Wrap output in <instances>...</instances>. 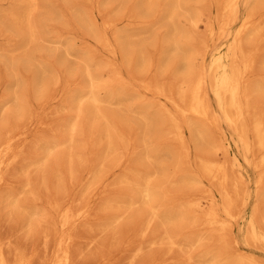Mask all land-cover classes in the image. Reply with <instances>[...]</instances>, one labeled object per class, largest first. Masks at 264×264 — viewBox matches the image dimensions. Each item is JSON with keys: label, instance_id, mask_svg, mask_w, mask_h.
Masks as SVG:
<instances>
[{"label": "rangeland", "instance_id": "rangeland-1", "mask_svg": "<svg viewBox=\"0 0 264 264\" xmlns=\"http://www.w3.org/2000/svg\"><path fill=\"white\" fill-rule=\"evenodd\" d=\"M15 1H17V2H15ZM21 1H23V0H12V5H10L11 4V0H0V11L2 12V10H3V12H5V11H7V13L9 12V9H10V13L11 14H9V15H11V16H13L12 18H10L11 16H9V21H8V36H7V45H8V51H9V55L11 56V57H13L12 59H11V63H12V65L15 67V68H13V69H18L17 71L19 72V68H20V73L21 72H23L22 73V85L23 86H25L26 84V86H29V88H31V89H29V93H28V95H30V96H28V98H29V101H30V103H31V107H32V118H33V124H28V126H29V128L27 127V129H29V135H28V137L26 138V141L24 142V149L22 150V152H21V154H20V158H19V161H18V163L16 162V164L12 167V169H11V174H10V177H9V182L12 184V183H14V184H12L13 186L16 184V186L20 183V182H23V180L25 181L26 180V178L28 177V179H30L29 181L32 183V185L35 187L40 181H41V178H42V176H43V174H44V172H45V174H48L49 172H47L48 171V169L47 170H44V172L41 170V169H39V170H35L34 169V165H31V162L32 161H34V157H35V155H36V157H37V155L38 154H40L38 157H40L41 156V154H42V147H43V144H44V142L46 141V140H50V138L51 139H55V164H57V162L56 161H58L59 163L57 164V165H59L60 164V166L62 167L61 169L62 170H64V166L67 164V162H65V161H68V160H66V159H68L69 157H67V156H69L70 155V157H72L73 158V160H74V169L77 171H75V173H76V175H75V181L77 180V182H78V184H76V185H73V186H71V184L70 183H72V182H69L70 180H68L67 178H65V180L64 181H66L65 183L66 184H63V186H60V185H57V181H56V178H55V193H56V195H55V198H97V199H100V198H123V195L125 196V193L126 194H128V195H130L131 197H129V198H132V195H134V196H139L140 198H143L142 197V194L140 193V190L137 188V186L135 185V183H134V180H135V176H136V174H138V173H136V172H133V171H135V166H136V168H137V166H139V171L141 172V170H142V172H141V174L143 175V176H145L143 173H147L148 171L151 173H149L150 175H152L154 172H155V174H153L152 176H154V178L153 177H151L153 180H154V182H155V184H153V185H150L151 183H154L153 181H152V179H149V182L150 181H152V182H150L149 183V186H151V188H152V186H154L153 188H154V190L156 191V192H158V190H156V189H158V188H160L159 190V192H158V196H159V198L161 197L162 198V200H163V204H164V202H166V200H167V198H168V196H170V199H172L174 202H175V204H174V202L172 201V200H170L169 198V201H167L168 203H166V204H164L166 207H169V206H173L172 207V210L173 209H179V210H183L184 211V208H185V212H183L182 211V221H181V223H182V225H180V226H182V227H180L179 226V224H181V223H176L177 225H178V227L176 226V228L174 227V225L173 224H169V226L167 227V229L165 230V232H166V235L168 234V235H174L173 237H171V236H168V237H171L170 239L174 242V239L176 240L174 243H176L177 245H179L180 244V246H181V244H182V247H184V248H182V247H177V245L176 246H174L175 244L173 243L172 245H170L169 243V245L168 244H165V245H162L163 243L161 242L162 241V236H163V229H161L157 224V226H155V228H153V229H155V231L153 230V232H148L147 233V238H149V239H153L154 240V242L156 243V244H145L142 248V251L139 253V254H137V255H135V257L136 258H134V256L132 255L133 253H134V250H131V251H129V252H127V251H124V250H120V248L119 249H117V250H107V244H109L108 243V241H107V243H106V241H105V237H106V239L108 240L109 238L107 237V236H109L110 237V235L107 233V234H105L106 232H100V234L99 235H97V238L99 239V237H100V239L98 240V241H100L99 242V248H100V250H104V251H108L107 253H109L110 252V255L113 257V255H114V258L117 256L118 257V261L116 262V264H128L130 261H131V263L132 264H159V263H156L157 261L158 262H161L162 261V263H160V264H170V263H172V264H209V262H210V264L212 263V264H215V262H217L216 264H224V262H225V260L227 261V262H229V260H230V256H232V255H235L234 253H237V251H238V253H241L240 255H243V253L245 254V255H249V256H252L257 262H259V263H261L262 261H263V263H261V264H264V248H263V246H261V245H259V244H256V243H251V241H248L247 239V236H246V238L244 237V235H246V233H244V232H247V220L249 219V217L251 216V214L253 213V209L254 208H256V210H257V208H258V210H257V215L259 216V214L260 213H262V212H258V211H263V217H260V219L258 218V216H257V218H258V222L260 223V226H261V228H264V226H262V225H264V181L263 182H261V183H263V184H258V185H255V184H257V183H254V181H255V179H256V181H257V179L259 178V176L260 175H257L258 177L256 178L255 176V174H258L259 172H260V170H261V173H262V170L264 169L261 165L259 166V170H258V167H257V164L259 163L258 161H257V159L259 160L260 158H259V152H258V147L255 145L254 146V143H255V136H254V139L250 142L251 143V145H252V148H254V147H256V150H255V148L254 149H250L249 150V152H248V150H246L244 147H243V145L237 140V136H236V133H234L235 131H233L234 129H233V127L231 128L230 126H228L225 122L226 121H224L223 119H224V117L222 116L223 115V113H222V111L220 110V108L218 109L217 108V105H216V103H215V101L212 99V98H210L209 99V103H210V105L213 107V109L215 110L214 111V120L216 121H214V124H215V129L217 130V129H219V128H221V130L222 131H224V133L226 134V136H228L229 137V140H230V146H229V148H228V150H229V152H228V154L226 155V157L228 156V158H225L226 160H224V161H228V162H226V164L228 163V167H227V172H228V176H229V180H228V183H227V185H228V188H229V190H230V192H231V195H233L234 194V190H232V186L233 185H231V183H232V180L230 181V177L232 176V179H233V181H237V180H239V181H237L238 183H241L242 182V180H243V182H242V184L241 185H243L244 184V187H245V190H243V186H239V184H238V186L236 187V186H234L235 188V191H236V193H237V197L235 196V194H234V197H232V200L231 201H233V202H231L230 201V203H229V207H231L230 209H231V212L233 213V215L235 216V218L232 220V221H229V227H227L224 231L226 232V230H228V232L227 233H225V234H229L228 236H227V238H226V244H227V247H229V249L231 250V248L230 247H233L235 250L234 251H236V252H234L233 251V248H232V251H230L229 249V251L228 250H226L227 248H226V244H225V241H224V239H223V237L225 238L226 237V235L223 233V231L221 232V229H220V231H219V229L218 228H216L217 230H213L211 227H208L205 223H206V220H207V218H206V213L214 206V208L213 209H215L216 210V212H218V214L220 215V217L221 218H223V212H222V205H223V203H222V200L221 199H223V202H224V204H226V202H225V200H224V198L219 194V189H220V186L219 185H216V181H213V183H211L210 181H209V179L207 178V177H205L204 178V176H205V174L201 171V170H199L198 171V167H197V165H195V164H198V166H200V164H199V162L197 161L200 157H198L197 158V156H201V158H202V156H208V157H211V158H214V157H218L220 160H223L222 159V155L223 154H226L223 150V148H221V147H223V145H222V139H221V134L219 135L218 133H216V132H218V130L216 131H214V128L212 129L213 131H211L210 129V137L207 135V137L208 138H206V139H204L205 141H201V138L200 137H198L197 136V134H196V131H195V127L196 126H198V125H204V123H203V121H202V119H197V118H195V117H192V116H189V118H187L186 120H185V118L183 117V119L185 120V126L186 125H188L189 126V131H188V129L186 128V130H187V133H186V141H187V144L189 145V148H190V159L189 158H187V160H185L186 159V157L185 156H183V151L182 150H184V148H183V145H182V143L181 142H179L178 140V142L179 143H174L175 142V140H172L174 137L172 136L173 134L172 133H174V131H172L170 128H172V127H170L171 125L169 124L170 123V121H166L167 119L165 118V117H167V108H169V110L171 111V107L170 106H161V105H163V103L161 104V100L160 99H158L154 94H151L150 92H146L145 90H144V88L142 89V87H143V85L141 86V83L142 84H144V82H145V84L144 85H148L147 83H148V81H149V86H152V87H163L164 88V90L168 93V94H170V95H172V96H174L176 99L178 98L179 100H181V99H183V100H187V96L188 95H186V94H188V90L190 89V87H191V85H192V83H193V81H192V79H193V77L195 76V73L197 74V72L199 73H201V70H202V75L204 76H206L207 74H206V72L207 73H209L207 76H208V78H205V86H206V88H209V87H211V84L213 83V77L211 76V74L213 73V76L215 75V73L214 72H212V70L211 69H209L208 70V68H209V61H210V58H211V55H212V52L211 51H213V50H216L217 48H219L220 47V45H221V43L222 42H227V43H229L230 41H231V35L235 32V30H237L236 28H238V26L240 25V21L242 20V18L243 17H245V15L246 14H244V12L245 13H248L249 11H250V7H248V6H250V4L252 5V1H253V3L255 4V2H257L256 0L254 1V0H252V1H250L249 0V2H248V0H246V2H244V3H242L241 5H240V8H239V13H238V15H237V18L234 20V19H232V18H234V17H232L231 18V21L229 20L228 22H221V21H225L226 20V17H225V15L223 16L222 15V11H221V9H222V7H221V4H218V2H219V0H214V1H216V2H214L213 0H185V1H182V0H178L179 2H180V12H178V13H172V14H174V15H176L175 17H177L178 19H174L175 21H177L176 23H175V25L177 26L179 23V25H178V29H179V31H180V33L179 34H181V35H178V39L179 40H181V41H187L188 43L190 42L191 44H189L190 45V50H188L189 52H186L187 54H190L189 56H191L193 53H192V51H196V52H194L195 54H196V57H194L195 56V54H193V57H192V60H191V62L190 61H188L187 59H186V57H187V55H186V57L184 58V56H185V52H181V54L182 53H184V55H181L180 54V52H177V54H174V52L176 53V51L175 50H173L172 49V47L170 48V45H168L169 43H170V41L168 40V36L170 37V30H167L166 28L168 27V24L170 25V26H172V23L168 20V24H167V20H166V18H167V15H168V13L170 14V10L168 11V10H164L163 9V6H164V4L166 3V2H168V0L166 1V0H152V2H154V3H152L151 4V6H150V10L152 11V13H151V15H150V10H149V12H146L145 10L146 9H144L145 8V6H144V3H141V8L139 7V0H92V1H90V0H36V2L34 3V4H31V2H29V0H24L23 2H21ZM37 1H40V5L38 4V2ZM70 1V2H69ZM117 3H116V2ZM127 1V2H126ZM136 1V2H135ZM198 1V2H197ZM201 1H203V2H201ZM223 1V0H222ZM21 3L22 5L24 4L25 5V3H28V4H26V6L24 7V6H22L21 4H18V3ZM78 2V3H77ZM89 2H92V3H89ZM132 2V3H131ZM201 2V3H200ZM251 2V3H250ZM2 3V4H1ZM42 3V4H41ZM158 4V6H157V4ZM160 3H161V7H160ZM183 3V4H182ZM191 3V4H190ZM196 3V4H195ZM203 3V6L204 7H202V4ZM220 3H221V0H220ZM63 4V5H62ZM120 4V5H119ZM122 4V5H121ZM185 4V5H184ZM186 4H187V6H186ZM213 4V5H212ZM248 4V6H245V5H247ZM253 4V5H254ZM32 5V6H31ZM70 5V6H69ZM72 5V6H71ZM154 5V6H153ZM185 7H184V6ZM189 5H193V6H195V7H193L192 9H190V7L188 8V6ZM201 5V6H200ZM216 5H218V6H216ZM259 5V7L258 8H256V11L254 12V14L255 15H257L258 17H260V19L262 18V19H264V7H262V6H264V4H258ZM261 5V6H260ZM22 6V7H21ZM28 6V8H27V10L29 9V7H32L33 9H32V11H31V13H30V15H32L33 14V17H35L34 18V20L32 19L33 17L32 16H30L29 17V21H28V23L25 21V19H23V18H25L24 17V15L23 14H26L25 13V11L27 12V10H26V7ZM92 6V7H91ZM208 6V7H207ZM9 7V8H8ZM21 7V8H20ZM23 7L25 8V11H24V13L23 14H20V11H21V13H22V11H23ZM49 7V8H48ZM63 7V8H62ZM113 7V8H112ZM137 7V8H136ZM156 8V12H154V10L153 9H155ZM158 7H159V9L161 8V12L159 13V15H158ZM217 7H219L218 9H217ZM247 7V8H246ZM253 6H251V8H252ZM3 8V9H2ZM53 8V9H52ZM78 8H81V9H78ZM84 10H83V9ZM111 8V9H110ZM140 8V9H139ZM179 8L178 9H175L173 12H177V11H179ZM221 8V9H220ZM18 10L17 12L16 11H14V10ZM78 9V10H77ZM142 9H144L143 11L145 12V13H143V11H142ZM185 9H188V10H185ZM199 9V10H198ZM208 9V10H207ZM12 10L14 11L13 13H14V15H16V16H19V15H21L22 16V18H20V17H18V21L20 22L21 21V19H22V21H23V23L21 22V24L19 23V25H18V21H12L11 19H13V20H16V16H14L13 15V13H12ZM20 10V11H19ZM46 10L48 11L49 10V13L51 12L52 14H49L48 13V16L46 15L47 14V12H46ZM77 10V11H76ZM138 10H139V12H138ZM191 10V11H190ZM194 10V12H192ZM219 10V11H218ZM35 11V12H34ZM39 11V12H38ZM52 11H54V12H52ZM64 11H65V13H64ZM73 11H74V13H73ZM79 11H81V12H79ZM92 13H91V12ZM132 11V12H131ZM137 11V12H136ZM141 11H142V13H141ZM247 11V12H246ZM1 12H0V14H1ZM2 12V13H3ZM18 13L19 15H17L16 13ZM34 12V13H33ZM45 12H46V14H45ZM77 12V13H76ZM101 12V13H100ZM153 12H154V14H153ZM168 12V13H167ZM188 12H189V14L190 13H194V15H188ZM218 12V13H217ZM42 13V14H41ZM107 13V14H106ZM138 13V14H137ZM140 13V14H139ZM149 13V14H148ZM156 13V14H155ZM198 13V14H197ZM199 13H201V14H199ZM61 14V15H60ZM92 14V15H91ZM160 14H163V15H160ZM179 14V15H178ZM261 14V15H260ZM80 15V16H79ZM82 15V16H81ZM108 15H110V16H108ZM148 15H149V17H148ZM174 15H173V18H175L174 17ZM200 15V16H199ZM222 17H221V16ZM44 16V17H43ZM54 16V17H53ZM68 16V17H67ZM108 16V17H107ZM145 16V17H144ZM147 16V17H146ZM157 16H159V20H157ZM162 16V17H161ZM0 17H1V15H0ZM32 17V18H31ZM166 17V18H165ZM182 17L183 18H189V20H187L186 18L185 19H182ZM192 17V18H191ZM20 18V19H19ZM47 18H49V19H47ZM80 18V19H79ZM160 18H161V20L162 19H164V20H162V24L160 23L161 22V20H160ZM216 18H217V20H216ZM220 18L221 19H224L225 18V20H220ZM32 19V20H31ZM61 19V20H60ZM95 19V20H94ZM103 19V20H102ZM180 19V20H179ZM182 19V20H181ZM195 19V20H194ZM261 19V20H262ZM66 20V21H65ZM85 22H84V21ZM148 21L149 20V24H148V26H146L145 25V23L146 22H144V23H142V21ZM207 20H209V21H207ZM261 20H260V24H261ZM12 21V22H11ZM32 21V23H30ZM43 22V23H41V22ZM53 21V22H52ZM59 21V22H58ZM70 21V22H69ZM106 21V22H105ZM135 21V22H134ZM155 23H153V22ZM159 23H158V22ZM164 21V22H163ZM186 21V22H185ZM191 21V22H190ZM193 21V22H192ZM207 21V22H206ZM233 21V22H232ZM11 22V23H10ZM15 24H14V23ZM75 22V23H74ZM108 22V24H110V25H108L107 26V23ZM212 23V25L214 26V28H215V30L217 31V25L218 24H220V22L221 23H224V24H220V25H218V28H220V30H222L223 29V31L224 32H222L221 31V33H224L223 34V36H221L218 32H216V35H217V33H218V36L220 35L221 36V38L218 40V37L215 35L214 36V38H212V40H211V38L210 39H207L208 37H210L209 36V34H208V30H207V25L208 24H211ZM213 22H215V23H213ZM232 22V24L231 25H229L230 23ZM264 21H262V23H263ZM0 23H1V20H0ZM24 23H26V26L25 25H23ZM54 23H56V24H54ZM64 23H66V24H64ZM69 23V24H68ZM82 23H83V25H82ZM87 25H86V24ZM103 23H105V24H103ZM136 23V24H135ZM142 23V24H141ZM153 23V24H152ZM164 23H165V25H167V26H165L164 25ZM188 25H187V24ZM197 23H198V25H197ZM229 23V24H228ZM13 25V26H11V25ZM28 24H30V25H32L31 27H32V31H33V29H34V31H35V36L33 35V33H34V31H33V33L32 32H30L31 30V28L29 29V25ZM39 24V25H38ZM44 24V25H43ZM51 24H53L52 26H54V27H52L51 26ZM64 24V25H63ZM71 24V25H70ZM80 24V25H79ZM93 24V25H92ZM100 24H102V25H100ZM134 24V25H133ZM161 24V25H160ZM192 24H194V26L195 25H197V26H193ZM69 26V28H68V26ZM146 26V30L147 31H149L148 32V34L150 33V35L151 36H153L151 39H149V35L147 34V32L145 33V32H143V33H145V35L147 34V36H145V35H143L142 34V29H141V27H143V26ZM158 25V26H157ZM161 27H160V26ZM192 25V26H191ZM226 25V28L224 29V28H222L223 26H225ZM48 26H50V29H49V27ZM60 26V27H59ZM67 26V27H66ZM88 26V27H87ZM131 26H133L132 28H131ZM162 26H164L165 28H163ZM183 26V27H182ZM216 26V27H215ZM220 26H222V27H220ZM262 28H261V30L260 31H258L257 33L258 34H256V36L257 37H255V35L254 34H251V37H249L248 35L250 34V32L248 33V35H243V40H242V45H243V47L245 48H243L244 49V51H245V53L246 52H249L250 54L249 55H251V53H252V55H253V57H256L255 59H253L254 61H252V65H251V68L249 69V71L248 72H246L247 73V75H246V73L244 74L245 76L243 77V79H242V85H243V87L246 89H251V92H250V90L248 91V90H245L246 92L248 91V93H249V96H248V99H250V101L248 100V104H249V102H250V104H249V106H248V108H249V110H248V116L245 118V120H244V124H247V125H245L246 127H248L249 126V128H247V134H248V136H249V140H251V136H253L254 134L252 133V131H251V133L253 134V135H249L250 133V128L252 129V127H250V125L251 126H254V119L256 118V117H258L259 115L262 117L263 115L262 114H264V110L262 109V107H261V109L263 110H260V106L261 105H258L257 103H260L261 102V104L263 105V108H264V90L262 91L261 90V92H260V85H261V83L264 81V36H263V34H264V28H263V26H264V24H262V25H260ZM48 27V28H47ZM52 27V28H51ZM112 27H114V28H112ZM127 27V28H126ZM129 27V28H128ZM138 27H140V30H142L141 32L139 31V30H137V28ZM149 27H150V29H149ZM156 27V28H155ZM189 27V28H188ZM192 27V28H191ZM194 27V28H193ZM14 29V31H12L13 29ZM26 28H28V29H26ZM42 30H41V29ZM46 28V29H45ZM54 28V29H53ZM62 28V29H61ZM68 28V29H67ZM75 28H77V29H75ZM105 28V29H104ZM123 28H124V30H125V32H124V30H123ZM131 28V33L130 32H128V30ZM148 28V29H147ZM169 29H172V27H168ZM222 28V29H221ZM11 29V30H10ZM16 29V30H15ZM20 29V30H19ZM45 29V30H44ZM182 29V30H181ZM183 29H185V30H183ZM49 30V31H48ZM60 30V31H59ZM64 30H66V31H64ZM79 30V31H78ZM89 30V31H88ZM90 30H91V32H90ZM95 30V31H94ZM165 30L168 32V34L166 35L165 34ZM220 30H219V32H220ZM20 31L21 32H24V33H20ZM27 31H29V32H27ZM48 31V32H47ZM59 31V32H58ZM74 31V32H73ZM75 31H77V32H75ZM135 31V32H134ZM139 32V33H137V32ZM188 32V34L189 35H187V36H191L190 37V39H189V37H187L188 39H186L185 40V34H187V33H185V32ZM192 31H194V32H192ZM16 32V33H15ZM39 32V33H38ZM62 32L64 33V34H62ZM70 32V33H69ZM82 32V33H81ZM84 32V33H83ZM85 32H87V33H85ZM119 32H123V35L122 34H120ZM166 32V33H167ZM191 32V33H190ZM225 32H227V34H228V36L225 34ZM19 33V34H18ZM26 33V34H25ZM46 33V34H45ZM65 33H67V35L65 34ZM69 33V34H68ZM88 33H89V35H88ZM96 33V34H95ZM117 33H119L120 35L118 36V34ZM126 33V34H125ZM130 35H129V34ZM157 33V34H156ZM197 33V34H196ZM252 33V32H251ZM15 34V35H14ZM26 35V37L24 36V38L26 39L29 35H30V37L29 38H27V40H24V38H23V36L22 35ZM51 34V35H50ZM61 34V35H60ZM80 34V35H79ZM83 34V35H82ZM85 34V35H84ZM139 35V36H137L136 38H139L140 37V39H139V41H140V45H139V42H138V39H137V41L135 40V37H134V40L132 39V41H131V39L129 40L128 38V41H129V43H127L126 42V37H131V38H133V36L134 35ZM141 34V35H140ZM183 34H184V36H183ZM190 34H192L193 35V37H195L194 39L192 38V35H190ZM39 35H40V37H39ZM42 35V36H41ZM55 35V36H54ZM58 35V36H57ZM66 35V36H65ZM71 35V36H70ZM93 35V36H92ZM96 35H97V37H96ZM124 35H126V36H124ZM135 35V36H136ZM160 37H159V36ZM226 35V36H225ZM15 36V37H14ZM22 36V37H21ZM65 36V37H64ZM78 36V37H77ZM83 36V37H82ZM91 36V37H90ZM112 37V39H116L117 37H121L122 36V39L124 38V40H122V41H125V43L123 42V44L121 45V44H119V45H117V48H116V52H117V50H118V55H117V53L114 55V56H112V55H110L106 50H105V52L107 53H105L104 52V47H102L103 46V43H104V40L106 39L105 37ZM113 36H115L114 38H113ZM142 36V37H141ZM146 37V39H145V41L143 40L145 37ZM179 36H183L182 38L181 37H179ZM206 36V37H205ZM8 37L10 38V39H8ZM48 37V38H47ZM61 37V38H60ZM69 37V38H68ZM76 37V38H75ZM101 39H100V38ZM226 37V39H224ZM228 37V38H227ZM34 39V41H33V39ZM41 38V39H40ZM44 38V39H43ZM68 38V39H67ZM93 38V39H92ZM95 38V39H94ZM99 38V39H98ZM149 40H148V39ZM159 38V39H158ZM164 38V39H163ZM191 38L193 39V41L191 40ZM217 38V39H216ZM247 38H248V40H247ZM252 38L254 39V42H253V40H252ZM56 39V40H55ZM65 39V40H64ZM77 39V40H76ZM162 39H163V41H162ZM170 39V38H169ZM205 39V40H204ZM224 39V40H223ZM2 40H4L1 36H0V41L2 42ZM44 40H45V42H44ZM96 40V41H95ZM102 40H103V42H102ZM157 40H159V41H157ZM164 40H166V47H165V43H164V45H163V42H164ZM196 40V41H195ZM250 40V42H248ZM74 41V42H73ZM80 41V42H79ZM135 43H134V42ZM147 41V42H146ZM195 41V42H194ZM214 43H216V41H217V43L216 44H213V42ZM259 41V42H258ZM41 42V43H40ZM82 42V43H81ZM97 42V43H96ZM131 42H133V43H131ZM144 42H146V43H149V45L148 44H146V43H144ZM167 42H168V44H167ZM27 43V44H26ZM29 43V44H28ZM35 43V44H34ZM57 43V44H56ZM132 45H131V44ZM137 43V44H136ZM152 43V44H151ZM195 43V44H194ZM253 43H257V44H253ZM2 44V43H1ZM0 44V45H1ZM31 44V45H30ZM49 44V45H48ZM63 44V45H62ZM81 44H83V45H81ZM87 44V45H86ZM124 44H126V46L128 47L129 46V49L131 48L130 47V45L131 46H133V48L132 49H122L121 48V46L123 47V48H125L124 47ZM134 44H136V46L134 45ZM162 44V45H161ZM194 44V45H193ZM207 44V48L205 47V45ZM213 44V45H212ZM249 46H248V45ZM16 45V46H15ZM25 45V46H24ZM36 45H41V46H36ZM147 46V47H143V46ZM159 46V48H158V46ZM192 45V46H191ZM198 45H199V47H198ZM255 45V46H254ZM257 45V46H256ZM261 45V46H260ZM263 45V46H262ZM33 46V47H32ZM44 46V47H43ZM49 46V47H48ZM89 46V47H88ZM99 46V47H98ZM140 48V50L138 49V47ZM161 46L163 47V49L161 48ZM184 46V45H183ZM252 46V47H251ZM260 46V47H259ZM25 47V48H24ZM38 47V48H37ZM51 47V48H50ZM55 47V48H54ZM59 47V48H58ZM78 47V48H77ZM81 47H83L82 49H80ZM88 47V48H87ZM100 47L102 48V49H100ZM141 47H143V50L145 51H141ZM254 47H258V48H255L256 49V51L254 50V49H252V48H254ZM261 47H263V48H261ZM33 48V49H32ZM39 48H40V50H39ZM64 48H65V50H64ZM93 48V49H92ZM146 48V49H145ZM167 48V49H166ZM200 48V49H199ZM206 48V49H205ZM16 49V50H15ZM61 49V50H60ZM90 49V50H89ZM92 49V50H91ZM97 49V50H96ZM136 49H137V51H136ZM160 49H162V51L160 50ZM172 49V50H171ZM193 49V50H192ZM202 49H205V52H203L202 53V51H204V50H202ZM210 49V50H209ZM249 49H251L250 51H248ZM259 51H258V50ZM262 49V50H261ZM33 50V51H32ZM37 50V51H36ZM64 50V51H63ZM68 51V53H67V51ZM96 50V51H95ZM121 50V51H120ZM134 50H135V52H136V54H137V56H138V58H136L137 56H136V54L134 53ZM152 50V51H151ZM198 50H199V52H201V55L202 56H204V57H201V55H200V53L198 52ZM202 50V51H201ZM254 50V51H253ZM89 51H91V53L89 52ZM131 51H133L132 53H134V54H132L131 55ZM158 51V52H157ZM164 51V52H163ZM172 51H173V54H172ZM263 51V52H262ZM20 52H22V54H26V53H28V54H30V55H28L27 56V54L26 55H22ZM48 52V53H47ZM94 52V53H93ZM144 52V53H143ZM197 52L199 53L198 55L199 56H197ZM64 55V57L62 56V58L60 57L62 54ZM67 53V56L65 55ZM75 53V54H74ZM84 53V54H83ZM86 53H88V54H86ZM142 54V55H147V58H149L148 60L150 61V64H148L149 63V61H147V62H145L146 60H147V58L145 57H141V55H139V54ZM152 53V54H151ZM155 53V54H154ZM179 53V54H178ZM211 53V54H210ZM256 53V54H255ZM20 54H21V56H20ZM44 54V55H43ZM46 54H47V56H46ZM157 54V55H156ZM205 54V55H204ZM210 54V55H209ZM59 55V56H58ZM100 55V56H99ZM133 55H135L136 57H133ZM151 55V56H150ZM168 55V56H167ZM172 55V56H171ZM175 55H176V57H175ZM22 56L23 57H28V59L30 58L31 60L30 61H32V63L33 64H35L37 61H39V64H38V62H37V69L38 68H41L40 66H45V70H46V72L48 73V74H46L47 76H46V81H47V79L49 80V81H47V83L45 82L43 85H44V87H47V91H45V92H43V94H42V92H39V94H40V96H41V94L43 95V97L41 96L40 97V99H39V94L38 93H36L37 92V89L39 88L38 86H35V81H34V77H33V74L35 73V69H36V66L35 65H33L30 61H29V63H31L32 65L30 66V64H26V65H24V66H28L29 68H24V69H26V70H22L21 71V67H22V65H20L21 64V61H19L20 59H22ZM36 56H38V57H36ZM55 56V57H54ZM91 56H93L94 58H92ZM102 56V57H101ZM106 56V57H105ZM157 56V57H156ZM162 56H164V58L162 57ZM174 56V57H173ZM180 58H179V57ZM182 56V57H181ZM10 57V58H11ZM21 57V58H20ZM44 57V58H43ZM66 57V58H65ZM80 57V58H79ZM82 57V58H81ZM111 57V58H110ZM120 59H119V58ZM133 57V58H132ZM162 57V58H161ZM165 57H167L166 59H165ZM170 57H171V59H172V57L174 58V61H173V59L171 60L170 59ZM198 57H200V59H202V60H199L198 59ZM210 57V58H209ZM15 58V59H14ZM34 58H35V63H34ZM38 58V59H37ZM40 58H43V63L42 62H40L41 61V59ZM76 58V59H75ZM90 58H92V59H90ZM98 58V59H97ZM114 58V59H113ZM116 58V59H115ZM159 58V59H158ZM176 58H179L180 60H179V63L177 62L178 61V59H176ZM181 58H183V59H185V60H183V59H181ZM197 58V59H196ZM204 58V59H203ZM14 59V61H12ZM18 59V60H17ZM37 59V60H36ZM56 59V60H55ZM105 59V60H104ZM111 59H112V61H111ZM123 59V60H122ZM131 59H133L132 61H131ZM135 59H137V60H135ZM158 59V60H157ZM169 59V60H168ZM55 60V61H54ZM58 60V61H57ZM75 62H74V61ZM80 60V61H79ZM82 60L83 61H86V63H82ZM94 60V61H93ZM156 60V61H155ZM162 60V61H161ZM165 60V61H164ZM167 60V61H166ZM177 60V61H176ZM181 60L184 62H182L183 63V68H184V70H183V68H182V66H181V64L182 63H180L181 62ZM18 61V62H17ZM62 61L64 62V63H62ZM105 61V62H104ZM107 61V62H106ZM112 62V64H110L111 62ZM126 61H128V62H126ZM138 61H140L139 63H138ZM143 61V62H142ZM154 61V62H153ZM169 61H172V62H169ZM203 61V62H202ZM257 61V62H256ZM16 62V63H15ZM60 62V63H59ZM67 62V63H66ZM89 62V63H88ZM95 62H96V64L98 63V65L97 66H99V67H97L96 66V64H95ZM136 62V63H135ZM144 62L146 63V65L144 64ZM153 62V63H152ZM253 62H255L256 64H254ZM19 63V64H18ZM59 63V64H58ZM81 63V64H80ZM92 63H94V64H92ZM109 63V64H108ZM114 63V64H113ZM125 63H128V64H126L125 65ZM18 64V65H17ZM42 64V65H41ZM63 64V65H62ZM142 64V65H141ZM177 64H178V66H177ZM197 64H199V65H201V66H197ZM253 64L255 65V66H253ZM258 64V65H257ZM52 65V66H51ZM110 65V66H109ZM111 65L112 66H114L115 67V65L117 66V65H119V66H117L116 68H113V67H111ZM171 65H172V67H171ZM192 65V68L190 67V66ZM13 66H11V67H13ZM17 66H18V68H17ZM23 66V67H24ZM34 67V68H31V67ZM47 66H48V68H47ZM82 66V67H81ZM84 66H86V68L85 69H87L86 71H88L89 73H90V75H92L91 76V79H88V77H85L87 74V72H85V70H84ZM87 66H89V67H87ZM92 66V67H91ZM130 66H131V68H130ZM170 66V67H169ZM190 68H189V67ZM50 67V68H49ZM56 67H57V69L58 70H56ZM58 67H61V69L60 70H62V71H60L59 70V68ZM76 67H77V69H76ZM95 67H96V69H98L97 71H98V73H97V71L95 70ZM110 67H111V72L113 71V70H116V71H113L114 73H111L110 74ZM121 68L120 70H119V68ZM175 67V68H174ZM197 67L199 68V69H197ZM202 67V68H201ZM254 67H257V68H254ZM89 68V69H88ZM172 68V69H171ZM179 68V69H178ZM182 68V69H181ZM23 69V68H22ZM55 69V70H54ZM174 69V70H173ZM180 69L183 71V73H182V71H181V74H180ZM187 69V70H186ZM190 69H192L193 70V72H192V70L190 71ZM194 69L195 70H197V71H194ZM261 69V70H260ZM72 70H74V71H72ZM93 70V71H92ZM106 70V71H105ZM132 70V71H131ZM171 70V71H170ZM177 70V71H176ZM253 70V71H252ZM32 71H34V72H32ZM50 71H52L53 72V74H52V72H50ZM56 71V72H55ZM60 73H59V72ZM83 71V72H82ZM102 71V72H101ZM123 71V72H122ZM130 73H129V72ZM150 71V72H149ZM186 71H187V73H186ZM189 71V72H188ZM209 71V72H208ZM211 71V72H210ZM256 71V72H255ZM63 72V73H62ZM81 72V73H80ZM115 72H116V74H115ZM118 72L120 73V75L121 76H119L118 75ZM178 72H179V74H178ZM254 72V73H253ZM19 73V74H20ZM100 73V74H99ZM132 73V74H131ZM146 73H148V74H146ZM190 73V74H189ZM11 74V73H10ZM9 74V75H10ZM60 76H59V75ZM84 74H85V76H84ZM97 74H99V75H97ZM113 74V75H112ZM168 74H169V76H168ZM186 74H187V76H186ZM194 74V75H193ZM260 74V75H259ZM0 84L2 85V86H4V88L0 85V98H1V96L6 92V94L9 96V97H13L14 96V93H15V95L18 93V95L20 96V97H22L24 94H22V90H24V89H27V88H24V87H19V88H16V86H14L15 85V80H13V79H15V76L13 75V74H11L10 76H6L5 75V73H3V75L5 76V78H3V76H2V74L0 73ZM59 78H57L56 76ZM94 75H95V78H94ZM107 75V76H106ZM115 75H116V77L118 76V78H117V80H116V78H115ZM132 77V79H131V77ZM179 75H181V76H179ZM184 75V76H183ZM193 75V76H192ZM251 75V76H250ZM51 77V78H49V77ZM73 76V77H72ZM114 76V77H113ZM134 76V77H133ZM259 76H261V77H259ZM6 77L7 78H9V83L7 84V82H8V79L6 80ZM28 77V78H27ZM98 77V78H97ZM123 77V78H122ZM126 77V78H125ZM130 77V78H129ZM147 77V78H146ZM210 77V78H209ZM247 77V79H245ZM254 79H253V78ZM33 78V79H32ZM72 78V79H71ZM78 78V79H77ZM86 78L88 79V81L86 80ZM92 78H94V79H92ZM103 78V79H102ZM122 78V80H123V82L120 80ZM151 78V79H150ZM2 79V80H1ZM77 79V80H76ZM105 79V80H104ZM108 79V80H107ZM112 79V80H111ZM182 79H183V81H182ZM212 79V80H211ZM5 80V81H4ZM13 80V81H12ZM77 81V82H75V81ZM93 80V82L92 83H90V85L91 84H93V86L91 87L90 85H89V81L91 82ZM99 80V81H98ZM118 80H120L121 82H118ZM140 80H142V81H140ZM188 80V81H187ZM194 80V79H193ZM208 80V81H207ZM209 80H210V82L211 83H209ZM259 80H260V83H259ZM7 81V82H6ZM187 81V82H186ZM246 81H248V82H246ZM258 81V82H257ZM2 82V83H1ZM3 82L4 83H6V84H3ZM32 82V83H31ZM49 82V83H48ZM69 82V83H68ZM74 82V83H73ZM95 82V83H94ZM114 82V83H113ZM136 82V83H135ZM141 82V83H140ZM151 82V83H150ZM251 82V84H249ZM253 82V83H252ZM257 82V83H256ZM34 83V84H33ZM60 83V84H59ZM102 83V85H100ZM104 83V84H103ZM187 83H189V84H187ZM208 83L210 84V86L208 87ZM245 83L246 84H249L248 85V87H245ZM260 84L259 85V87L260 88H258L259 89V91H258V89H255V88H257L258 86L256 85V84ZM11 84V85H10ZM75 84V85H74ZM94 84H96V86L94 85ZM101 86V87H106L105 89H107V90H101L100 89V87H99V85ZM109 84V85H108ZM68 85V86H67ZM105 85V86H104ZM120 87H119V86ZM140 85V86H139ZM157 85V86H156ZM251 85H252V87H251ZM12 87V91H10L11 90V87ZM73 86V87H72ZM107 86H108V88H107ZM126 86V87H125ZM139 86V87H138ZM177 88H176V87ZM186 86V87H185ZM188 86V87H187ZM257 86V87H256ZM9 87V88H8ZM33 87V88H32ZM54 87V88H53ZM88 88V90L90 89L91 90V88L93 89V91H94V89L96 90L95 92L98 94V92H99V94H98V96H100L101 98H102V96L101 95H103V93H104V95H103V98L102 99H104V101H102V102H104V105H102L101 106V104H102V102H101V104L100 103H91L90 101H89V105H88V100H87V102H86V100L84 99L83 101H81V102H78L79 100H78V97H77V100H76V96L77 95H79V93L80 92H84L85 91V89H86V91H87V88ZM35 88V89H34ZM53 88V89H52ZM71 88V89H70ZM75 88V89H74ZM134 88V89H133ZM140 88H141V90H140ZM18 89H21V91L20 90H18ZM72 89H74V90H72ZM99 89V90H98ZM187 89V90H186ZM67 90V91H66ZM70 90V91H69ZM79 90V91H78ZM137 90V92L136 93H133L134 91H136ZM180 90V91H179ZM77 91H78V93H77ZM92 91V90H91ZM102 91H104V92H102ZM106 91L107 92H110V93H117V92H119V97H120V99H118V98H108L110 95L109 94H107L106 93ZM112 91V92H111ZM122 91V92H121ZM129 91V92H128ZM253 91V92H252ZM258 91V92H257ZM8 92V93H7ZM14 92V93H13ZM35 92V93H34ZM72 92V93H71ZM101 92V93H100ZM9 93H11V94H9ZM24 93V92H23ZM67 94V97H66V94ZM107 95H109V96H106V94ZM123 93V94H122ZM173 93V94H172ZM248 93H247V95H248ZM52 94V95H51ZM151 94V95H150ZM22 95V96H21ZM45 95V96H44ZM49 97H48V96ZM72 95V96H71ZM126 96L127 98H125L124 96ZM128 95V96H127ZM183 95V96H182ZM33 96V97H32ZM53 96H55V99L54 100H50V98L51 97H53ZM58 96H59V98H58ZM71 96V97H70ZM104 96H106V101H105V97ZM123 96V97H122ZM180 96V97H179ZM182 96V97H181ZM30 97H31V100H30ZM36 98V99H39V101L38 100H36V99H33V98ZM38 97V98H37ZM47 97V98H46ZM65 97V98H64ZM75 97V98H74ZM135 97V98H134ZM42 98V99H41ZM181 98V99H180ZM61 99H63L62 101H61ZM70 99V100H69ZM125 99H127V101L125 100ZM140 99V100H139ZM158 99V100H157ZM44 100H45V102H44ZM111 100H113V101H111ZM155 100V101H154ZM56 101V102H55ZM76 101L78 102V104L81 106V104H83L82 106H83V108H82V106L80 107V108H78L79 106H77L78 104L76 103ZM108 101H110V103H108ZM139 101H140V103H139ZM143 101V102H142ZM48 102V103H47ZM59 102V103H58ZM84 102V103H83ZM105 102H107V103H105ZM125 102V103H124ZM253 102H255V103H253ZM20 104H21V102H19ZM45 104V105H43V104ZM71 103V104H70ZM135 103V105L134 106H136L137 107V109L136 108H134V106H133V104ZM139 103V104H138ZM66 104V105H65ZM93 104H94V106H93ZM97 104V105H96ZM122 105V106H120V105ZM147 104V105H146ZM258 106H257V105ZM63 105V106H62ZM96 105V106H95ZM157 105H158V107H159V109L161 110L160 112H159V109H158V107H157ZM72 106V107H71ZM100 106H101V108H100ZM145 107V106H147L148 108H150V111L151 112H153V113H156L157 114V116H158V119H159V121H155L154 123H152L151 125H153L152 127H151V125H149V127H147L146 126V124L144 123V126L142 125L143 124V122H142V120H141V118H140V116L138 115V114H136L135 112H134V110L136 109V110H140L142 107ZM251 106H253V108L251 107ZM86 107V108H85ZM93 107V108H92ZM95 107V108H94ZM102 107H103V109H102ZM122 107H124L125 108V111L123 112L121 109H124V108H122ZM78 108V109H77ZM97 108V109H96ZM128 110H127V109ZM251 108L253 109V110H251ZM257 108V109H256ZM52 109V110H51ZM62 109V110H61ZM79 110L81 113H78L77 112V110ZM83 109V110H82ZM132 109H133V111H132ZM92 110V111H91ZM93 110H97V111H93ZM102 110V111H101ZM111 110V111H110ZM127 110V111H126ZM157 110V111H156ZM173 110V109H172ZM219 112H218V111ZM256 110H257V112H256ZM100 111V112H99ZM118 111V112H117ZM163 111V112H162ZM166 111V112H165ZM253 113H252V112ZM258 111H259V114H258ZM51 112V113H50ZM78 114H77V113ZM90 112V113H89ZM94 114V116H93V114ZM94 112H99L98 114L97 113H94ZM103 112V113H102ZM174 112V113H173ZM173 114L175 115V116H179L180 117V115H177L176 114V112L173 110ZM38 113V114H37ZM50 113V114H49ZM57 113V114H56ZM66 113V114H65ZM83 113V114H82ZM102 113V114H101ZM162 113L164 114V115H166V116H164V115H162ZM219 113H220V115H219ZM80 114H82V115H84L83 117L85 118V120L82 118V115H80ZM92 114V115H91ZM98 116H97V115ZM104 114H106L105 116H104ZM119 114V115H118ZM161 114V115H160ZM35 115V116H34ZM79 115V116H78ZM88 115H91L90 117H91V119L88 117ZM104 116V118H106L107 120H110V121H108L109 122V126L107 125L106 126V124L105 125H103L102 124V122L103 121H105V120H103L102 118H101V116ZM160 115V116H159ZM78 116V117H77ZM100 116V117H99ZM114 116V117H113ZM164 116V117H163ZM218 118H217V117ZM250 116H251V118L253 119H251L250 118ZM255 118H254V117ZM76 117V119L75 120H77V122H76V127L77 126H79L78 128H73L72 130L70 129L71 128V126H69V121H70V124L73 122L72 120H74V118ZM79 117H80V119H79ZM88 117V118H87ZM94 117V118H93ZM98 117L99 118H101V119H99V121L97 122V120H98ZM109 117V118H108ZM159 117H162L161 119L159 118ZM190 117H191V119H190ZM37 120H36V119ZM43 118V119H42ZM73 118V119H72ZM93 118V119H92ZM139 118V119H138ZM163 118L164 119H166L165 121L163 120ZM263 119H264V116L262 117ZM42 119V120H41ZM79 119V120H78ZM88 119V120H87ZM74 120V121H75ZM94 120V121H93ZM111 120H113L112 121V123H111ZM184 120H181V119H178V121H184ZM187 120H188V123H187ZM192 120V121H191ZM196 120H198V121H202L201 122V124H200V122H198V121H196ZM220 120V121H219ZM250 120H252V124L249 122V124L247 123V121H250ZM40 121V122H39ZM45 121V122H44ZM72 121V122H71ZM102 121V122H101ZM117 121V122H116ZM140 121V122H139ZM87 122H88V124H87ZM116 124V126H118L117 128H116V126H115V124ZM189 122H191V124L189 123ZM198 122V123H197ZM37 123V124H36ZM44 123V124H43ZM84 123V124H83ZM104 123V122H103ZM105 123H106V121H105ZM161 123V124H160ZM169 124V127H168V124ZM21 124V125H20ZM20 124H19V126H23V125H25V126H27V124L26 123H22V122H20ZM39 124V125H38ZM41 124H43V125H41ZM61 124V125H60ZM114 126H113V125ZM133 124V125H132ZM183 124V123H182ZM183 124V125H184ZM54 125V126H53ZM83 126L84 125V127H81V126ZM113 127H112V126ZM165 125V126H164ZM191 125H193V126H191ZM195 125V126H194ZM48 126V127H47ZM69 126V127H68ZM103 126H106V127H103ZM216 126H218V128H216ZM53 129L52 130V132L50 131V129L51 128ZM64 127V128H63ZM95 127V128H94ZM103 127V128H102ZM111 127H112V129L114 130V128H115V131L117 130V132H119V134H117L115 131H112V133H111ZM158 127V128H157ZM192 127H194L193 129H192ZM230 129H229V128ZM92 128V129H91ZM97 128V129H96ZM104 128H106V130H108V132L110 131V133H111V135H112V138L114 137L115 139H113L112 141H113V143H114V147H113V149H115L116 150V152H115V150H113V149H111V151H110V155L108 156V163H107V165L109 164V165H112V166H114V164H116V163H119L118 165H119V167L117 166V168L115 167V168H109L110 169V171H109V169H107V171L106 172H108V177L107 176H105V174L103 175V173H100V177L99 176H97V178L95 179L96 180V182H98V184H99V181L101 182L99 185L100 186H98V184L97 183H95V180L93 181V180H91V177H90V179H88V177H89V175L91 176V169H90V165L91 164H93L92 166H91V168L93 167V169H95L94 167H97L98 166V164H97V162L98 161H100L101 160V158L102 157H104V156H102L103 154H105V147H106V144L105 143H107V139L106 138H102V134H103V137L105 136V131L106 130H104ZM108 128H110V129H108ZM145 128H151V130H149V129H145ZM48 129H49V131H48ZM75 129V130H74ZM85 129V130H84ZM126 129V130H125ZM158 129V130H157ZM160 129V130H159ZM167 129H168V131L169 130H171L172 132H168L167 131ZM191 129V130H190ZM233 129V130H232ZM55 130V133H57L56 135H55V133H53V131ZM71 130V131H70ZM100 130V131H99ZM102 130H104V132L102 133ZM122 130V131H121ZM144 130H146L147 132H148V130L150 131V132H148V134H147V136L145 135V131ZM193 130V131H192ZM206 130V129H205ZM209 130H207V131H209ZM231 130H232V132H231ZM249 130V131H248ZM69 131V132H68ZM82 131H84V132H82ZM124 131V132H123ZM159 131V132H158ZM193 133H192V132ZM206 131V132H207ZM76 132H77V134H76ZM97 132V133H96ZM99 132V133H98ZM100 132H101V134H100ZM113 132H115V134L113 133ZM126 132V133H125ZM153 132H154V134H153ZM189 132V133H188ZM83 133V134H82ZM95 134V136H94V140H92V139H90V137H91V134ZM126 135H124V134ZM138 133V134H137ZM192 133V134H191ZM212 133H213V135L214 136H212ZM37 134V135H36ZM49 134L50 135H52V137L51 136H49ZM120 134H123V139L121 138V142L119 141V140H117V137H118V139H119V137L120 136H122V135H120ZM131 134V135H130ZM161 134H162V137H161ZM166 134V135H165ZM72 135V138H73V140H71L70 142H69V136H71ZM78 135V136H77ZM83 135V136H82ZM84 135H86V136H84ZM90 135V136H89ZM98 135H100V137H98ZM127 135H130V137L129 138H131L129 141H127L126 139H129V138H126L127 137ZM167 135H169L168 137H167ZM44 136V137H43ZM82 136V137H81ZM87 136H89V137H87ZM93 136V135H92ZM117 136V137H116ZM132 136V137H131ZM174 136H175V134H174ZM195 136V137H194ZM211 136L212 137H215L218 141L220 140V142H221V145L219 144V147H220V149H223L222 150V152H224L223 154H222V152L220 151L219 152V148H218V145H217V143H215L214 142V140L213 139H211ZM218 136H219V138H218ZM32 137V138H31ZM37 137H39V138H37ZM63 139H65L66 140V142H68V146L65 144V146L63 145L64 144V142H65V140H63ZM85 137V138H84ZM98 137V138H97ZM170 137H172V138H170ZM47 138V139H46ZM85 139V141L86 142H88V143H85V141H84V139ZM89 138V139H88ZM93 138V137H92ZM96 138V139H95ZM126 138V139H125ZM135 138V139H134ZM150 140H149V139ZM162 138V140H160ZM191 138V139H190ZM33 139H34V141H33ZM75 139V140H74ZM127 141H125V140ZM175 139V138H174ZM194 139V140H193ZM215 139V141H217ZM32 140V141H31ZM57 140H58V142H57ZM61 140H63V141H61ZM82 140V141H81ZM88 140H90V141H88ZM106 140V141H105ZM117 140V141H116ZM152 140V141H151ZM159 140V141H158ZM206 140H207V142H206ZM208 140H210L209 142H210V144L211 143H213L214 144V146L211 148V146H212V144L210 145L209 144V146L207 145L208 144ZM213 140V141H212ZM29 141H31V142H29ZM60 141H61V143H60ZM74 141V142H73ZM101 141V142H100ZM159 143H157V142ZM160 141H162L163 142V144L160 142ZM166 141V142H165ZM168 141V142H167ZM172 141H174V142H172ZM176 141V142H177ZM38 144V146H37V144ZM41 142V143H40ZM56 142H57V146H56ZM116 142H120V143H116ZM123 142V143H122ZM219 142V143H220ZM26 143H28V145L26 144ZM83 143V144H82ZM125 143V144H124ZM127 143V144H126ZM129 143V144H128ZM174 143V144H173ZM191 145H190V144ZM196 145H195V144ZM198 143H199V145H198ZM202 143V144H201ZM205 143V144H204ZM72 144H73V146H72ZM87 144V145H86ZM136 144V145H135ZM168 144V145H167ZM179 144H181L182 145V150L180 149L181 147L179 146ZM194 144V145H193ZM30 145V146H29ZM71 146V148H69L70 146ZM75 145V146H74ZM95 145V146H94ZM103 145V146H102ZM105 145V146H104ZM158 145H159V147H158ZM165 145H167V146H165ZM208 146V147H206V146ZM240 145V146H239ZM250 145V146H251ZM28 146V147H27ZM78 146H80V147H78ZM88 146V148H86ZM125 146V147H124ZM132 146V147H131ZM137 146V147H136ZM155 146V147H154ZM161 146H163V147H161ZM191 146H193V147H191ZM201 146V147H200ZM236 146V147H235ZM94 147V148H93ZM98 147V148H97ZM124 149H123V148ZM136 147V148H135ZM148 147V149H150V150H152L151 148H153V150H155L154 151V153L157 151V152H159V153H157L156 152V154H157V156H156V158L154 157V153H153V157H154V161H155V165L157 166V168H156V166H155V168L154 167H152V165L154 164V162H152V163H150L149 161H146V160H144V161H146L145 163L148 165V166H151V167H149V169H146L148 166L144 163V161L141 159V157H140V155L143 153V150L144 149H146ZM150 147V148H149ZM158 147V148H157ZM176 147H178V148H176ZM82 148V149H81ZM92 148V149H91ZM117 148V149H116ZM126 148V149H125ZM132 148V149H131ZM174 148H176V149H174ZM191 148H194V149H191ZM203 148V149H202ZM217 148V150H215ZM66 149V150H65ZM69 149V150H68ZM124 151H123V150ZM159 149V150H158ZM164 150V151H161V150ZM167 149H168V151H167ZM171 149V150H170ZM179 149L182 151H179ZM196 149V150H195ZM219 149V150H218ZM75 150V151H74ZM83 150V151H82ZM97 150V151H96ZM120 150H122V151H120ZM152 150V151H153ZM176 150H178V152H180L179 153V155H177V152H176ZM201 150V151H200ZM205 150H206V152H205ZM213 150H215V151H213ZM236 150V151H235ZM242 150V151H241ZM251 150H252V152H253V150H255V152H256V156H255V152H253V154H252V152H251ZM63 151V152H62ZM67 151V152H66ZM69 151V152H68ZM119 151H120V153H119ZM169 151H171V152H169ZM193 151V152H192ZM211 151V152H210ZM217 151V152H216ZM246 153H245V152ZM83 154H82V153ZM95 152V153H94ZM203 152V153H202ZM216 152V153H215ZM241 152H242V155H241ZM250 152H251V156H250ZM37 153V154H36ZM68 153H70L69 155H68ZM80 153V154H79ZM98 153V154H97ZM112 153V154H111ZM114 153H115V160L113 159V157H114ZM135 153V154H134ZM195 155H194V154ZM197 153V154H196ZM205 153V154H204ZM31 154V155H30ZM59 154H60V156H59ZM62 154V155H61ZM84 154H85V156L87 155V157L86 158H88L87 160H85V159H83L84 160V162L85 161H87L88 162V164H86V166L88 165L89 167H88V169H87V167H85L84 166V163L82 164V163H80L78 160H75V159H78V156L77 155H79V156H81V158H84L85 156H84ZM92 154V155H91ZM117 154V155H116ZM118 154L120 155V156H118ZM124 154V155H123ZM160 154V155H159ZM163 154V155H162ZM173 154H175V156L177 157V158H180L181 156L180 155H182V159H184V157H185V161H184V163H182L183 165H185L184 167H186L187 166V164H189L188 162L190 161V165H191V167H190V169L191 170H189V169H187V168H189V167H186V171H183V172H185L186 174H188V173H191L192 171L195 173V175H194V173H192L193 175H194V177L197 175H199L198 177H200L202 180H199V182L200 183H198V180H195L196 179V177L194 178V177H192V176H190L191 174H188V176H190V177H186V178H184V179H187V178H189V179H187V180H190L191 179V182H187V180H185V181H183V175H185L183 172V175L181 174V171L182 170H185V168L184 169H182L183 167L181 166L182 164H179L180 165V167H177L176 165H178L177 163H179V160L180 159H175V157L173 158ZM201 154V155H200ZM203 154V155H202ZM233 154H235V155H237L238 157H239V159H240V166L239 167H234L233 169H234V172L233 171H231V167H233V166H231V164H230V166H229V162L231 163V155H233ZM92 157H91V156ZM164 155H165V157H164ZM184 155H185V153H184ZM210 155V156H209ZM253 155V156H252ZM28 156V157H27ZM96 156V157H95ZM100 156V157H99ZM112 157V159L110 160V158ZM163 156V157H162ZM180 156V157H179ZM193 156V157H192ZM220 156V157H219ZM223 156H225V155H223ZM120 157V158H119ZM123 157V158H122ZM136 157V158H135ZM158 157V158H157ZM161 159H160V158ZM171 157H172V159H171ZM195 157V158H194ZM204 157V158H205ZM208 157H206V158H208ZM250 157H252L253 159L252 160H254V161H256V162H258L257 164L254 162V161H252L251 160V158ZM96 158V159H95ZM117 158V159H116ZM132 158V159H131ZM197 158V159H196ZM204 158H202V159H204ZM205 158V159H206ZM243 158H245L246 159V161H244L243 160ZM27 159V160H26ZM32 159V160H31ZM95 159V160H94ZM98 159V160H97ZM100 159V160H99ZM122 160V161H120V160ZM158 161V162H156V160ZM163 159H164V161H163ZM170 161H169V160ZM181 159V160H182ZM192 159H193V161H192ZM195 159H196V161L198 162V163H196V161H195ZM210 159V158H209ZM228 159V160H227ZM230 159V160H229ZM23 160H24V162H23ZM92 160V161H91ZM113 160V161H112ZM118 162H117V161ZM125 160V161H124ZM139 160H142L141 162H139ZM175 160V161H174ZM180 160V161H181ZM61 161V162H60ZM112 161V163H110ZM116 161V162H115ZM124 161V164L122 163ZM132 161V162H131ZM162 161L164 162V164H162ZM177 161V163H175ZM188 161V162H187ZM192 161V162H191ZM250 161H252L253 163H251ZM77 162V163H76ZM87 162H85V163H87ZM92 162V163H91ZM95 162V163H94ZM166 162V163H165ZM168 162H170L169 164H168ZM182 162V161H181ZM248 162V163H247ZM29 163V164H28ZM80 163V165H78ZM135 163V164H134ZM138 165H137V164ZM149 163L150 164H152V165H149ZM161 163V164H160ZM186 163V164H185ZM65 164V165H64ZM167 164V165H166ZM256 166H255V165ZM64 165V166H63ZM78 165V166H77ZM97 165V166H96ZM123 165V166H122ZM161 165V166H160ZM164 165V166H163ZM194 165V166H193ZM252 165H253V167H252ZM17 166V167H16ZM19 166L21 167V166H23V168H22V170L23 171H21V168H19ZM27 166H30V168L28 167L27 168ZM129 166H133L134 167V169L133 168H130ZM166 167V168H164L163 169V167ZM77 167H79V168H77ZM86 168L87 170H89V172L86 170V169H84V168ZM142 167V168H141ZM159 167H161V168H159ZM257 167V168H256ZM25 168H26V173L24 172L25 171ZM55 168H56V165H55ZM122 168V169H121ZM150 168H153L154 170L153 171H151V169ZM159 168V170H157L158 172H156V169H158ZM175 168H177V170L180 168V170H176ZM195 168L197 169V171L195 170ZM231 168V169H230ZM240 168V169H239ZM253 168V169H252ZM255 168V169H254ZM79 169H81V170H79ZM97 169V168H96ZM115 169V170H114ZM118 169H120V170H118ZM138 169H136L137 170V172H138ZM145 169L147 170L146 172H143V171H145ZM173 169V170H172ZM228 169H230L229 171H228ZM232 169V170H233ZM84 170H85V172H84ZM160 170H162V172L161 173H159L160 172ZM175 170V171H174ZM189 170V171H188ZM254 170V171H253ZM256 170V171H255ZM42 171V172H41ZM120 171V172H119ZM178 172V174L177 173H172V172ZM231 171V172H230ZM243 171V172H242ZM258 171V172H257ZM264 171V170H263ZM14 172H16V173H14ZM24 172V173H23ZM35 172V173H34ZM105 172V173H106ZM122 173V174H119V173ZM171 172V173H170ZM199 172V173H198ZM88 174V176L86 177V175ZM116 173V174H115ZM234 173H240V174H236V176H234L233 177V175H234ZM264 173V172H263ZM263 173L261 174L262 176H263ZM12 174H15V175H12ZM35 174H36V176H35ZM41 174V175H40ZM140 174V173H139ZM156 174H157V176H156ZM163 174H165V175H163ZM166 174H167V176H166ZM180 174V175H179ZM230 174H232V175H230ZM49 176H50V174H48ZM124 175V176H123ZM160 175V176H159ZM169 175V176H168ZM171 175V176H170ZM174 175H178L177 177L175 176L174 177ZM183 177H182V176ZM201 175H202V177H201ZM204 175V176H203ZM238 175H239V177H238ZM20 176V177H19ZM123 177V179H122V177ZM164 176H166V177H164ZM186 176V175H185ZM79 177V178H78ZM85 177H86V179L88 180V182H89V180H91V183H89L88 184V182H87V184H88V186L91 188H89L88 186H86V187H88V190H90V191H88L87 192V190H85V189H87V188H85V184H86V181H84V179H85ZM106 177V178H105ZM120 177V178H119ZM126 177H128L127 178V181H125L126 179ZM158 177V178H157ZM164 177V178H163ZM173 177V178H172ZM180 177V178H179ZM197 177V179H200V178H198ZM236 177V178H235ZM101 178V179H100ZM105 178V179H104ZM159 178H161V179H159ZM194 180H193V179ZM241 178V179H240ZM34 179V180H33ZM79 179V180H78ZM99 179V180H98ZM178 179H180V180H182V182H181V184H180V182L179 183H177V180ZM32 180V181H31ZM40 180V181H39ZM98 180V181H97ZM122 181V182H120V181ZM128 180L130 181V185L127 183L128 182ZM165 180V181H164ZM171 180V181H170ZM208 180V181H207ZM263 180H264V176H263ZM82 181H84V182H82ZM126 182L127 184H125L124 182ZM162 181V182H161ZM168 181V182H167ZM197 181V182H196ZM241 181V182H240ZM82 182V183H81ZM92 182H93V184H92ZM105 182H106V184H105ZM120 182V183H119ZM133 183V185H131L132 183ZM184 182V183H183ZM197 184H196V183ZM209 182L211 183V184H209ZM49 183H52L53 184V181H51V182H49ZM165 186L162 190H165V188H166V190H168L169 189V191H166L167 193L166 194H168V196L165 198L163 195H165V194H163V195H161L160 194V192H162L161 191V186L163 187V185ZM169 183H171V184H169ZM173 183V184H172ZM189 183V184H188ZM191 183V184H190ZM192 183H194V184H192ZM199 184V185H198ZM214 184V185H213ZM219 184V183H218ZM233 184V183H232ZM254 184V185H253ZM82 185H83V187H82ZM93 185H94V187H95V185H97L95 188H93ZM104 185V186H103ZM106 185V186H105ZM123 185V186H122ZM161 185V186H160ZM172 185V186H171ZM260 185V186H259ZM59 186V187H58ZM70 186V187H69ZM77 186V187H76ZM133 187L132 189L131 188H129V187ZM156 186H158V188H156ZM160 186V187H159ZM193 186V187H192ZM215 186H216V188H215ZM231 186V187H230ZM79 187V188H78ZM98 187V188H97ZM125 187V188H124ZM134 187H135V189H134ZM179 187V188H178ZM218 187V188H217ZM239 187V188H238ZM255 187V188H254ZM256 187H258L259 189H257ZM59 188H61V189H64L63 190V193L62 192H59V191H57ZM66 188V189H65ZM70 188V189H69ZM78 188V189H77ZM85 188V189H84ZM123 188V189H122ZM185 190H184V189ZM216 189V190H214L213 191V189ZM241 188V189H240ZM262 188V189H261ZM100 189V190H99ZM102 189V190H101ZM104 189V190H103ZM106 189V190H105ZM122 189V190H121ZM208 189V190H207ZM211 189V190H210ZM93 190H95V191H93ZM137 192H136V191ZM205 190H206V194H204L205 193ZM255 190V191H254ZM73 193H72V192ZM75 191V192H74ZM100 191V192H99ZM133 192V193H131V194H129L130 192ZM178 191V192H177ZM180 191H181V193H180ZM233 191V192H232ZM239 191V192H238ZM255 193H254V192ZM259 192V193H257V192ZM262 191V192H261ZM65 192V193H64ZM96 192V193H95ZM135 192H136V194H135ZM165 191H163V193H164ZM170 192H171V194H170ZM174 192H175V194H174ZM186 192V193H185ZM201 192H204V193H201ZM211 192V193H210ZM243 192V193H242ZM261 192V193H260ZM60 193V194H59ZM69 193H71V194H69ZM83 193V194H82ZM93 193V194H92ZM95 193V194H94ZM177 193V194H176ZM180 193V194H179ZM192 195L191 197L193 198L194 196V198L192 199L191 197H190V195ZM196 193V194H195ZM217 195H216V194ZM233 193V194H232ZM263 193V194H262ZM68 194V195H67ZM72 194H73V196H72ZM77 195V197H76V195ZM81 194V195H80ZM172 194L173 195H176V197L175 196H172ZM187 196H186V195ZM195 194V195H194ZM206 195V196H204V195ZM244 194V195H243ZM255 194H256V196H258L257 194H259V201L255 198L256 196H255ZM261 194V195H260ZM59 195V196H58ZM71 195V196H70ZM84 195V196H83ZM112 195V196H111ZM128 195L126 196L127 198H128ZM209 195H213V198H208V196ZM64 196V197H63ZM81 196V197H80ZM178 196V197H177ZM183 196V198H181ZM189 196V197H188ZM199 197V198H197V197ZM200 196H204L205 197V199H203V197L201 198V199H203V201L201 200L200 201ZM255 196V197H254ZM126 197H124V198H126ZM139 197H137V198H139ZM186 197H187V201H185V202H188V203H186L185 204V202L184 203H182V200H184V198H185V200H186ZM244 197V198H243ZM133 198H136V197H133ZM176 198V199H175ZM191 198V199H190ZM197 198V199H196ZM219 198V199H218ZM242 198V199H241ZM255 198V199H254ZM198 199H199V202H200V204H199V202H198V204L200 205V206H198V204L196 205V200L198 201ZM206 199L208 200V201H206ZM215 199V200H214ZM165 200V201H164ZM189 200H191V201H189ZM211 200H213V201H211ZM242 201L243 200V202L241 203L240 201ZM257 202H256V201ZM82 201V200H81ZM179 201H180V203H179ZM193 201V202H192ZM195 201V202H194ZM215 201V202H214ZM253 201L255 202L254 204H253ZM206 202H209V203H212V205L210 206L209 205V203H206ZM259 202V203H258ZM95 203H96V201H95ZM171 203H173V204H171ZM220 203H221V206H219L220 205ZM239 203V204H238ZM258 203V204H257ZM99 204H100V202H99ZM98 204V205H99ZM170 204V205H169ZM179 204H181V205H179ZM190 204V205H189ZM192 204H194L193 206H191ZM218 204V206L219 207H221V208H218V206H216ZM230 204H231V206H230ZM245 204V205H244ZM169 205V206H168ZM189 205V206H188ZM235 205V206H234ZM240 205V206H239ZM251 205H254V207L252 206V208H251ZM257 205H260V207H258ZM263 205V206H262ZM97 206V205H96ZM184 206V207H183ZM186 206V207H185ZM203 206H205V207H203ZM224 206V205H223ZM239 206V207H238ZM196 207V208H195ZM209 207V208H208ZM211 207V208H210ZM245 207V208H244ZM190 209V211H189V209ZM201 208H203V209H205V212H203V209H201ZM218 208V209H217ZM232 208H234L236 211H237V209H239L238 210V213L235 215V213H236V211L235 212H233V210H232ZM237 208V209H236ZM251 208V209H250ZM261 208V209H260ZM169 209H171L170 207H169ZM188 209V210H187ZM196 209V211L199 213L200 211L199 210H201L202 212V214L201 215H203L204 216V218L202 217V216H200L201 218H199V216H197L196 217V211H194ZM199 209V210H198ZM207 209V210H206ZM242 209V210H241ZM260 209V210H259ZM221 210V211H220ZM241 210V211H240ZM240 211V212H239ZM193 214H192V213ZM220 212V213H219ZM185 213H188V214H186L185 215ZM195 213V214H194ZM197 213V215H199ZM240 213V214H239ZM239 214V215H238ZM189 215H191V216H189ZM195 215V216H194ZM261 215V214H260ZM184 216V217H183ZM196 217V219H193V218H195ZM198 218H199V222L198 223H203V221H205V223H203L204 224V226H202L203 224H201L200 226H198L199 227V229H197L196 228V223H197V220H198ZM240 218V219H239ZM189 219H191V221L189 220ZM206 219V220H205ZM262 219V220H261ZM193 220L195 221L196 220V223L194 222L193 223ZM186 221V222H185ZM189 221H190V223H189ZM261 221H263L262 223H261ZM185 222V223H184ZM190 224V225H188V224ZM192 223V224H191ZM175 224V225H176ZM186 224H187V226H186ZM184 225L186 226V227H184ZM193 225L195 226L194 227V230H192L193 229ZM6 226V225H5ZM190 226H192V227H190ZM206 226V227H205ZM231 226H232V229H230L231 228ZM189 227V228H188ZM205 227V228H204ZM209 228V230H207L208 228ZM246 229H245V228ZM6 228V231H9V229L7 228V226L6 227H2V231L4 230ZM196 228V229H195ZM229 228V229H228ZM183 229V230H182ZM211 229V230H210ZM215 229V228H214ZM190 230V231H189ZM198 230V231H197ZM202 230H203V232L205 231H207L206 233L204 232H202ZM213 230V231H212ZM230 230H231V233H230ZM246 230V231H245ZM183 231V232H182ZM208 231H210V232H208ZM215 231V232H214ZM219 231V232H218ZM168 232V233H167ZM189 232V233H188ZM216 232H218V234L221 232V233H223L224 235H222L221 233L219 234V236H218V234L216 233ZM80 233H82V234H84L83 232H80ZM191 233V234H190ZM193 233V234H192ZM202 235H201V234ZM214 233V234H213ZM217 235H216V234ZM105 235V236H104ZM20 236V235H19ZM156 236V237H155ZM180 236V237H179ZM223 236V237H222ZM232 236V238H228V237H231ZM158 237V238H157ZM175 237V238H174ZM179 237V238H178ZM198 237H199V239H198ZM200 237H202V238H200ZM217 237V238H216ZM18 237L16 236V241H15V243H18L17 241H18V239H17ZM20 238H21V236H20ZM184 238V239H183ZM196 238V239H195ZM221 238V239H220ZM195 239V240H194ZM182 240V241H181ZM189 240V241H188ZM202 240V241H201ZM214 240H217L216 242L214 241ZM220 240H221V242H220ZM228 240V241H227ZM232 240V241H231ZM179 241V242H178ZM181 241V242H180ZM188 241V242H187ZM195 241H197V243L195 242ZM250 243V244H246V243H248V242ZM102 242H103V244H102ZM190 242V243H189ZM194 242V243H193ZM209 242V243H208ZM224 242V243H223ZM230 242H231V244L233 245V243H235L233 246H231L230 245ZM246 242V243H245ZM105 243H106V246H105ZM179 243V244H178ZM215 243V244H214ZM222 243V244H221ZM225 244V245H224ZM229 244V245H228ZM40 247H39V249H41L40 251H39V249H38V246H36V248H37V255H36V257L34 258V263H35V259L37 260V262L35 263V264H39V263H41L42 264V262L43 261H45L46 260V257L48 258L49 256H50V250L49 249H46L45 247H44V249H43V247H41V246H43L42 244H38ZM168 245V246H167ZM204 245V246H203ZM212 245L213 246H218L217 247V249H215L216 247H213L212 248ZM223 245V246H222ZM247 245H250V246H247ZM257 245H258V247H257ZM29 247H28V250H31L33 247L31 246V244H29L28 245ZM94 246V245H93ZM92 246V247H93ZM105 246V247H104ZM157 246V247H156ZM160 246V247H159ZM169 246H171V247H169ZM210 246V247H209ZM236 246V247H235ZM251 246H252V248H251ZM107 247V248H106ZM173 247V248H172ZM198 247V248H197ZM220 247V249L218 250V248ZM250 247V248H249ZM255 247V248H254ZM30 248V249H29ZM81 248L83 249L82 250V252L80 251V250H78L77 251V258H79L78 260H80V258H81V260L82 261H84V262H88V261H85L86 260V258L88 257V260H89V262H90V260L92 261V264L93 263H95L96 262V260H97V253H96V251L98 250H96L95 249V247H93V248H91V246L89 247V246H86L85 244L84 245H82L81 246ZM168 248H169V250H168ZM188 248V249H187ZM205 248H207V250H209V251H213L212 253H209V255H207L208 253H207V251H206V254H204L205 252H204V249ZM259 250H258V249ZM93 249L95 250L94 252H93ZM211 249V250H210ZM213 249V250H212ZM45 250V251H44ZM47 250V251H46ZM118 250H119V252H118ZM180 250V251H179ZM216 250H218V251H216ZM39 251V252H38ZM120 251H122V252H120ZM150 251V252H149ZM164 251V252H163ZM224 251H226V253L225 254H223L224 253ZM263 251V252H262ZM44 252H49V253H45L44 254ZM130 252H132V254H130ZM172 252V253H171ZM215 252V255L213 254ZM227 252H229V253H231V254H227ZM232 252H233V254H232ZM81 253V254H80ZM92 253V254H91ZM94 253V254H93ZM126 253H128V255L126 254ZM189 253V254H188ZM79 254L81 255V257H79ZM147 254V255H146ZM203 254V255H202ZM210 254H211V256H210ZM213 254V255H212ZM218 254V255H217ZM42 255V258H40V256ZM44 255H46L45 257H43ZM48 255V256H47ZM82 255H83V257L85 258V260H83L82 259ZM93 256V257H91L92 259H94V261L92 260V259H90V256ZM132 255V256H131ZM156 255V256H155ZM195 255V256H194ZM198 255V256H197ZM223 255H225V258H228V259H225L224 260V256ZM226 255H228L229 257H226ZM238 254H236L235 256H232V262H234V263H232V262H229L228 264H238V262L236 261V259L235 258H237L236 256H237ZM38 256H39V258H38ZM129 256H131V257H129ZM178 256L179 257H181V258H178ZM217 256V257H216ZM95 257H96V259H95ZM211 258V260L214 262V260H215V262L213 263V262H211V260L210 261H208L210 258ZM216 257V258H215ZM223 259H222V258ZM129 258H132V260H128ZM162 258V259H161ZM172 258H173V261H172ZM183 258V259H182ZM234 258V259H233ZM39 259V260H38ZM45 259V260H44ZM127 259V260H126ZM165 259H168V260H165ZM182 261H181V260ZM258 259H260V260H258ZM262 259V260H261ZM43 260V261H42ZM155 260V261H154ZM169 260H171L170 262H169ZM180 262H179V261ZM197 260V261H196ZM129 261V262H128ZM134 263H133V262ZM136 261V262H135ZM143 261V262H142ZM231 261V260H230ZM151 262V263H150ZM153 262V263H152ZM155 262V263H154ZM176 262V263H175ZM219 262V263H218ZM227 262H226V264H227ZM235 262H237V263H235ZM130 263V264H131ZM89 264V263H88ZM91 264V263H90Z\"/></svg>", "mask_w": 264, "mask_h": 264}, {"label": "bare ground", "instance_id": "bare-ground-1", "mask_svg": "<svg viewBox=\"0 0 264 264\" xmlns=\"http://www.w3.org/2000/svg\"><path fill=\"white\" fill-rule=\"evenodd\" d=\"M4 1V0H3ZM24 1V0H23ZM23 1H21V2H23ZM26 1V0H25ZM90 1H92V0H90ZM113 1V0H112ZM122 1V0H121ZM128 1V0H127ZM126 1V2H127ZM167 1V0H166ZM182 1H185V0H182ZM214 1V0H213ZM250 1H252V0H250ZM255 1V0H254ZM257 2H255V4L253 3V1H252V5L250 4V6H248V4L247 5H245V6H248V7H250V11L248 12V13H245L244 12V14H246L245 15V17H243L242 18V20L240 21V25L238 26V28H236L237 30H235V32L231 35V41L229 42V43H227V42H222L221 43V45H220V47L219 48H217L216 50H213V51H211L212 52V55H211V58H210V61H209V68H208V70L209 69H211L212 70V72H214L215 73V75L213 76V73L211 74V76L213 77V83L211 84V87H209L210 86V84L209 83H211L210 82V80H209V83H208V87L209 88H206V86H205V78H208V74L209 73H207L206 72V74L208 75H202V70H201V73L199 72H197V74L195 73V76L193 77V79H192V81H193V83H192V85H191V87H190V89L187 91L188 92V94H186V95H188L186 98H187V100H183V99H181V100H179L178 98L176 99L174 96H172V95H170V94H168L165 90H164V88L163 87H152V86H149L150 84H149V81H148V85H144L145 84V82H144V84H142L141 82V86L143 85V87H142V89L144 88V90L148 93V92H150L151 94H154L158 99H160L162 102H161V104L163 103V105H161V106H170L175 112H176V114L177 115H180V117L178 116H175L173 113V110L171 109V111L169 110V108H167V117H165L166 119H164L163 118V120L165 121H170V127H172V128H170L172 131H174V133H172L173 135V137L175 138H173L172 140H175V142L174 141H172V142H174V143H179V142H181L182 143V145H183V148H184V150H182V145L181 144H179V146L181 147L180 149L183 151H181L180 149H179V151H181L182 153H183V156H185L186 157V159H185V157H184V159L185 160H187V158H189L190 159V148H189V145L187 144V141H186V133H187V130H186V128L188 129V131H189V126L188 125H186L185 126V120L187 119V118H189V116H192V117H195V118H197V119H202V121H203V123H204V125H198V126H196L195 127V131H196V134H197V136L198 137H200L201 138V141L203 142V141H205L204 139H206V138H208L207 137V135L211 132V131H213L212 129L215 127V124H214V109H213V107L210 105V103H209V99L210 98H212L214 101H215V103H216V105H217V108L219 107L220 108V110L222 111V113H223V117H224V121H226L225 123L228 125V126H230L231 128L233 127V131H235L234 133H236V136H237V140L243 145V147L246 149V150H248V152H249V150L252 148V145H251V141L254 139V136H255V143H254V146L256 145L257 147H258V154L260 155L259 156V160L257 159V161L259 162H256V161H254V160H252L253 158L252 157H250L251 158V160L252 161H254L256 164H257V167H258V170H259V166L261 165L263 168H264V119L262 118L263 116H264V114H262L263 116L261 117L260 115L258 116V117H254L255 119H254V126H251L250 124H249V122L251 123L252 122V118H251V116H250V118L252 119V120H250V121H247V123L250 125V127H252V129L250 128L249 130H250V134L249 135H253V136H251L252 138H251V140H249V136H248V134H247V128H249V126L248 127H246L245 125H247V124H244L245 122H244V120H245V118L248 116L247 114H248V110H249V108H248V106H249V104H250V99H248V96H249V93L251 92V89H245L244 87H243V81H242V79H243V77L245 76L244 74L246 73V72H248L249 71V69L251 68V65H252V61H254L253 59H255L256 57H253V55H252V53H251V55H249L250 53L249 52H246L245 53V51H244V47H243V45H242V40H243V35H248V33L250 32V34L248 35L249 37H251V34H254L255 35V37H257L256 36V34H258L257 32L258 31H260L261 30V26L260 25H262V24H264V22L262 23V21H264V19H260V17H258L257 15H255L254 14V12L256 11V8H258L259 7V5L258 4H264V0H256ZM15 2H17V1H15ZM27 2V1H26ZM29 2H31V4H34L35 2H36V0H29ZM38 2V4L40 5V1H37ZM70 2V1H69ZM116 2V1H115ZM118 2V1H117ZM116 2V3H117ZM136 2V1H135ZM181 2V1H180ZM180 2L178 1V0H168V2H166L165 4H164V6H163V9L164 10H170L171 12H170V14L168 13V15H167V18H166V20L168 19L171 23H172V26H170L169 24H168V20H167V24H168V27H172V29H169L168 27L166 28L167 30H170V37L168 36V40L170 41V43L168 44V42H167V44L168 45H170V48L172 47V49L173 50H175L176 51V53L174 52V54H177V52H180V54H181V52H189L188 50H190V45L189 44H191L190 42L188 43L187 41L185 42H183V41H181V40H179L178 39V35H181V34H179L180 33V31H179V29H178V25L180 24H178L177 26L175 25V23L177 22V21H175L174 19H178L177 17H175L176 15H174L175 13H178V12H180ZM198 2V1H197ZM201 2H203V1H201ZM200 2V3H201ZM214 2H216V1H214ZM244 2H246V0H221V3H220V0H219V2H218V4H221V7H222V9H221V13H222V15L224 16L225 15V17H226V20H225V18L224 19H221L220 18V20H225V21H221V22H228L229 20L231 21V18L232 17H234V18H232V19H236L237 18V15H238V13H239V8H240V5L242 4V3H244ZM248 2H249V0H248ZM78 3V2H77ZM89 3H92V2H89ZM119 3V2H118ZM132 3V2H131ZM140 5H139V7L141 6V3H144V6H145V8L144 9H146L145 11L146 12H149V10H150V6H151V4L152 3H154V2H152V0H139V2H138ZM204 3V2H203ZM203 3L201 4L202 5V7H204L203 6ZM217 3V2H216ZM251 3V2H250ZM2 4V3H1ZM13 3H12V0H11V4L10 5H12ZM18 4H21L20 2L18 3ZM26 4H28V3H25V5L23 4H21L22 6H26ZM42 4V3H41ZM93 4V3H92ZM157 4V3H156ZM183 4V3H182ZM191 4V3H190ZM196 4V3H195ZM254 4V5H253ZM63 5V4H62ZM120 5V4H119ZM122 5V4H121ZM163 5V4H162ZM161 5V3H160V7L162 6ZM185 5V4H184ZM183 5V6H184ZM200 5V6H201ZM213 5V4H212ZM260 5V6H261ZM21 6V7H22ZM32 6V5H31ZM41 6V5H40ZM70 6V5H69ZM72 6V5H71ZM154 6V5H153ZM157 6H158V4H157ZM186 6H187V4H186ZM191 5H189L188 6V8L190 7ZM193 6V5H192ZM190 7V9H192L193 7H195V6H193V7ZM216 6H218V5H216ZM251 6H253L252 8H251ZM20 7V8H21ZM23 7V11H22V13H21V11H20V14H23L24 13V11H25V8ZM92 7V6H91ZM142 7V6H141ZM140 7V8H141ZM185 7V6H184ZM208 7V6H207ZM262 7H264V6H262ZM9 8V7H8ZM27 8H28V6L26 7V10H27ZM49 8V7H48ZM63 8V7H62ZM113 8V7H112ZM137 8V7H136ZM139 8V9H140ZM155 8V7H154ZM179 8V11H177V12H173L175 9H178ZM219 7H217V9H218ZM247 8V7H246ZM3 9V8H2ZM11 9V8H10ZM10 9H9V12L7 13V11H5V12H3V10H2V12H1V17H0V20H1V23H0V36L4 39V40H2V42L0 41V73L2 74V76H3V78H5V76L3 75V73H5V75L8 77V76H10L11 74H13L14 76H15V79H13V80H15V85L14 86H16V88H19V87H24V88H27V89H24V90H22V94H24L22 97H20L19 95H18V93L15 95V93H14V96L13 97H9L7 94H6V92L1 96V98H0V264H35L36 262H37V260L35 259V263H34V258L36 257V255H37V248H36V246H38V249H39V243L40 244H42L43 246H41V247H43V249H44V247L46 248V249H49L50 250V256L47 258L46 257V260L45 261H43L42 262V264H92V261L90 260V262H89V260H88V257L86 258V260H85V258L83 257V255H82V259L83 260H85V261H88L87 263L86 262H84V261H82L81 260V258H80V260H78L79 258H77V251L78 250H80L81 252H82V248H81V246L82 245H86V246H91V248H93V247H95V249L97 250L96 251V253H97V260H96V262L95 263H93V264H116V262L118 261V257L116 256L115 258H114V255H113V257L110 255V252L109 253H107L109 250L111 251V250H117V249H119L120 248V250H124V251H127V252H129V251H131V250H134V253L132 254V252H130V254H132L133 256H134V258H136L135 257V255H137V254H139L141 251H142V247L147 243L148 245L149 244H156L155 242H154V240L153 239H149V238H147V233L150 231V232H153V230L155 231V229H153V228H155V226H159L161 229H163V236H162V245H165V244H170V245H172L176 240L174 239V242L170 239L171 237H173L172 235H166V232H165V230L167 229V227L169 226V224H173L174 225V227L176 228V226L178 227V225L176 224V223H181V221H182V211L181 210H179V209H173L172 210V207L174 206H169L171 209H169V207H166L164 204H166V203H168L167 201H169V199H170V196H168V194H166L167 192L166 191H169V189L168 190H166V188H165V190H162L165 186L163 185V187L161 186V191L162 192H160V194L161 195H163V194H165V195H163L165 198L168 196V198H167V200H166V202H164V204H163V200H162V198L160 197L159 198V194H158V192L160 191L159 189L160 188H158V186H156V188H158V189H156V190H158V192H156L155 190H154V186H152V188H151V186H149V183L150 182H154V180L151 178V177H153L154 178V176H152L153 174H155V172L152 174V175H150L148 172L147 173H143L145 176H143L142 174H141V172H142V170H141V172L139 171V166H137V168H136V166H135V171H133V172H136V173H138V174H136V176H135V180H134V183H135V185L137 186V188L140 190V193L142 194V197L143 198H140L137 194H136V192H135V194L137 195V196H134V195H132V198H129V197H131L130 195H128V194H126L125 193V196L123 195V198H100V199H97V198H55V195H56V193H55V178H56V181H57V185H60V186H63V184H66L65 182L66 181H64L65 180V178H67L68 180H70L69 182H72V183H70L71 184V186H73V185H76V184H78V182H77V180L75 181V175H76V173H75V169H74V160H73V158L72 157H70V153H68V155L69 156H67V157H69L68 159H66V160H68V161H65V162H67V164L63 167L64 168V170H62L61 168V166H60V164L59 165H57L59 162L58 161H56L57 162V164H55V139H51L50 138V140H46L45 142H44V144H43V147H42V154H41V156L40 157H38L40 154H38L37 155V157H36V155H35V159H34V161H32L31 162V165H34V169L35 170H39V169H41L43 172H44V170H47L48 169V171L47 172H49L48 174H50V176L48 175V174H45V172H44V174H43V176H42V178H41V181L34 187L33 185H32V183L29 181L30 179H28V177L26 178V180L24 181L23 180V182H20L17 186H16V184L13 186L12 184H14V183H10L9 182V177H10V174H11V169H12V167L16 164V162L18 163V161H19V158H20V154H21V152H22V150L24 149L23 147H24V142L26 141V138L28 137V133H29V129H27V127L29 128V126H28V124H33V118H32V107H31V103H30V101H29V98H28V96H30V95H28V93L30 92L29 91V89H31V88H29V86H23L22 84V73L23 72H21L20 73V68H19V72L16 70V69H13V68H15L13 65H12V63H11V59L13 58V57H11L10 55H9V51H8V45H7V36H8V21L10 20L9 19V16H11V15H9V14H11L10 13ZM32 7H29V9L27 10V12L25 11V13L26 14H23L24 15V17L25 18H23V19H25V21L28 23V21H29V17L30 16H32L33 17V14L32 15H30V13H31V11H32ZM53 9V8H52ZM78 9H81V8H78ZM77 9V10H78ZM83 9V8H82ZM111 9V8H110ZM144 9H142V11L144 10ZM194 9V8H193ZM76 10V11H77ZM84 10V9H83ZM154 10V12H156L155 10H156V8L155 9H153ZM168 10V11H169ZM185 10H188V9H185ZM199 10V9H198ZM208 10V9H207ZM264 10V9H263ZM14 11H18L17 9L16 10H14ZM13 10H12V13L14 12ZM142 11H141V13H142ZM151 11V10H150ZM176 11V10H175ZM191 11V10H190ZM219 11V10H218ZM15 12V13H16ZM35 12V11H34ZM33 12V13H34ZM39 12V11H38ZM46 12H47V14H46ZM46 12H45V14L48 16V13H49V10L47 11L46 10ZM52 12H54V11H52ZM79 12H81V11H79ZM91 12V11H90ZM132 12V11H131ZM137 12V11H136ZM138 12H139V10H138ZM154 12H153V14H154ZM161 12V8L159 9V7H158V15H159V13ZM192 12H194V10L192 11ZM247 12V11H246ZM64 13H65V11H64ZM73 13H74V11H73ZM77 13V12H76ZM92 13V12H91ZM101 13V12H100ZM143 13H145L144 11H143ZM151 13H152V11L150 12V15H151ZM162 13V12H161ZM172 13H174V14H172ZM218 13V12H217ZM17 15H19L18 13H16ZM42 14V13H41ZM49 14H52L51 12L49 13ZM107 14V13H106ZM138 14V13H137ZM140 14V13H139ZM149 14V13H148ZM156 14V13H155ZM191 15H194V13L192 14V13H190ZM189 14V12H188V15H190ZM198 14V13H197ZM199 14H201V13H199ZM13 15H14V13H13ZM61 15V14H60ZM92 15V14H91ZM160 15H163V14H160ZM173 15H174V17L175 18H173ZM179 15V14H178ZM190 15V16H191ZM261 15V14H260ZM14 16H16V15H14ZM50 16V15H49ZM48 16V17H49ZM80 16V15H79ZM82 16V15H81ZM108 16H110V15H108ZM107 16V17H108ZM200 16V15H199ZM221 16V15H220ZM13 16H11L10 18H12ZM17 18H16V20H13V19H11L12 21H18V17H20V18H22V16L21 15H19V16H16ZM31 17V18H32ZM44 17V16H43ZM54 17V16H53ZM68 17V16H67ZM145 17V16H144ZM147 17V16H146ZM148 17H149V15H148ZM158 18H157V20H159V16H157ZM162 17V16H161ZM222 17V16H221ZM19 18V19H20ZM34 18L35 17H33L32 19L34 20ZM186 18V17H185ZM185 18H183L182 17V19H185ZM192 18V17H191ZM31 19V20H32ZM47 19H49V18H47ZM80 19V18H79ZM181 19V20H182ZM187 20H189V18H186ZM61 20V19H60ZM95 20V19H94ZM103 20V19H102ZM160 20H161V18H160ZM162 20H164V19H162ZM162 20H161V24H162ZM180 20V19H179ZM195 20V19H194ZM216 20H217V18H216ZM260 20H261V24L259 23L260 22ZM11 21V22H12ZM24 21V20H23ZM23 21H22V19H21V21L19 22L18 21V25H19V23L21 24V22L23 23ZM66 21V20H65ZM84 21V20H83ZM207 21H209V20H207ZM206 21V22H207ZM10 22V23H11ZM13 22V23H14ZM41 22V21H40ZM53 22V21H52ZM59 22V21H58ZM70 22V21H69ZM85 22V21H84ZM106 22V21H105ZM135 22V21H134ZM144 22H146L145 23V25L146 26H148V24L150 23L149 22V20L148 21H142V23H144ZM153 22V21H152ZM158 22V21H157ZM164 22V21H163ZM186 22V21H185ZM191 22V21H190ZM193 22V21H192ZM220 22V24H224V23H221ZM233 22V21H232ZM232 22L229 24V25H231L232 24ZM30 23H32V21L30 22ZM41 23H43V22H41ZM75 23V22H74ZM141 23V24H142ZM154 23V22H153ZM152 23V24H153ZM159 23V22H158ZM211 23V22H210ZM213 23H215V22H213ZM15 24V23H14ZM54 24H56V23H54ZM64 24H66V23H64ZM63 24V25H64ZM69 24V23H68ZM86 24V23H85ZM103 24H105V23H103ZM107 24V26L108 25H110V24H108V22L106 23ZM105 24V25H106ZM136 24V23H135ZM155 24V23H154ZM160 24V25H161ZM177 24V23H176ZM187 24V23H186ZM220 24H218V25H220ZM11 25V24H10ZM23 25H25L26 26V23H24ZM29 26V29L31 30L30 32H32L33 33V31H34V29H33V31H32V25H30V24H28ZM39 25V24H38ZM44 25V24H43ZM53 24H51V26H52ZM57 25V24H56ZM71 25V24H70ZM80 25V24H79ZM82 25H83V23H82ZM87 25V24H86ZM93 25V24H92ZM100 25H102V24H100ZM134 25V24H133ZM143 26V27H141V29L143 30H140V27H138L137 28V30H139L140 32L142 31V34L143 35H145V33L147 32V34H148V32L149 31H147L146 30V26ZM159 25V26H160ZM164 25H165V23H164ZM188 25V24H187ZM193 26H194V24H192ZM191 25V26H192ZM197 25H198V23H197ZM197 25H195V26H197ZM218 25H217V31L215 30V28H214V26L212 25V23L211 24H208L207 25V30H208V34H209V36L210 37H208L207 39H210L211 38V40H212V38H214V36L216 35V32H218L221 36H223V34L224 33H221V31L222 32H224L223 31V29L222 28H226V25L225 26H220V27H222L221 29L222 30H220V28H218ZM11 26H13V25H11ZM55 26V25H54ZM54 26H52V27H54ZM68 26V25H67ZM66 26V27H67ZM158 26V25H157ZM165 26H167V25H165ZM194 26V27H195ZM49 27V29H50V26H48ZM47 27V28H48ZM51 27V28H52ZM60 27V26H59ZM88 27V26H87ZM133 26H131V28H132ZM161 27V26H160ZM163 28H165L164 26H162ZM183 27V26H182ZM193 27V28H194ZM55 28V27H54ZM53 28V29H54ZM68 28H69V26H68ZM67 28V29H68ZM112 28H114V27H112ZM127 28V27H126ZM129 28V27H128ZM131 28L128 30V32H130L131 31ZM156 28V27H155ZM189 28V27H188ZM192 28V27H191ZM263 28H264V26H263ZM13 29V28H12ZM26 29H28V28H26ZM28 29V30H29ZM41 29V28H40ZM46 29V28H45ZM44 29V30H45ZM62 29V28H61ZM75 29H77V28H75ZM105 29V28H104ZM148 29V28H147ZM149 29H150V27H149ZM11 30V29H10ZM16 30V29H15ZM20 30V29H19ZM42 30V29H41ZM123 30H124V28H123ZM126 30V29H125ZM125 30H124V32H125ZM182 30V29H181ZM183 30H185V29H183ZM219 30H220V32H219ZM264 30V29H263ZM12 31H14V29L12 30ZM49 31V30H48ZM47 31V32H48ZM60 31V30H59ZM58 31V32H59ZM64 31H66V30H64ZM79 31V30H78ZM89 31V30H88ZM95 31V30H94ZM146 31V32H145ZM27 32H29V31H27ZM74 32V31H73ZM75 32H77V31H75ZM90 32H91V30H90ZM135 32V31H134ZM137 32V31H136ZM143 32H145V33H143ZM167 31L165 30V34L167 35L168 34V32L166 33ZM192 32H194V31H192ZM16 33V32H15ZM20 33H24V32H21L20 31ZM39 33V32H38ZM70 33V32H69ZM68 33V34H69ZM82 33V32H81ZM84 33V32H83ZM85 33H87V32H85ZM92 33V32H91ZM120 34H122L123 35V32H119ZM119 33H117L118 34V36L120 35ZM131 33V32H130ZM137 33H139V32H137ZM185 33H187V34H185V40L186 39H188L187 37H189V36H187V35H189L188 34V32L186 31ZM191 33V32H190ZM218 33H217V37H218V40L221 38V36L219 35L218 36ZM19 34V33H18ZM26 34V33H25ZM22 35L23 36V38H24V36L26 37V35ZM35 34V31H34V33H33V35ZM46 34V33H45ZM62 34H64L63 32H62ZM66 35H67V33H65ZM96 34V33H95ZM126 34V33H125ZM129 34V33H128ZM147 34L145 35V36H147ZM157 34V33H156ZM197 34V33H196ZM225 34L228 36V34H227V32H225ZM15 35V34H14ZM51 35V34H50ZM61 35V34H60ZM65 35V36H66ZM80 35V34H79ZM83 35V34H82ZM85 35V34H84ZM88 35H89V33H88ZM130 35V34H129ZM136 35V34H135ZM133 36V38H131V37H126V42L127 43H129V41H128V39L130 40L131 39V41H132V39L134 40V37H135V40L137 41V39H138V42H139V45H140V41H139V39H140V37L139 38H136L137 36H139V35H136V36ZM141 35V34H140ZM149 35V39H151L153 36H151L150 35V33L148 34ZM190 35H192V34H190ZM225 35V36H226ZM21 36V37H22ZM35 36V35H34ZM42 36V35H41ZM55 36V35H54ZM58 36V35H57ZM64 36V37H65ZM68 36V35H67ZM71 36V35H70ZM93 36V35H92ZM124 36H126V35H124ZM144 36V37H145ZM159 36V35H158ZM183 36H184V34H183ZM183 36H179V37H183ZM263 36H264V34H263ZM15 37V36H14ZM30 37V35L27 37V38H29ZM39 37H40V35H39ZM78 37V36H77ZM83 37V36H82ZM91 37V36H90ZM96 37H97V35H96ZM115 36H113V38H114ZM142 37V36H141ZM148 37V36H147ZM160 37V36H159ZM191 37V36H190ZM190 37H189V39H190ZM206 37V36H205ZM220 37V38H219ZM27 38L25 39L24 38V40H27ZM48 38V37H47ZM61 38V37H60ZM69 38V37H68ZM67 38V39H68ZM76 38V37H75ZM100 38V37H99ZM98 38V39H99ZM102 38V37H101ZM100 38V39H101ZM106 39L104 40V43H103V46L102 47H104L105 49H104V52H105V50L110 54V55H112V56H114L117 52H118V50H117V52H116V48H117V45H119V44H123V42L125 43V41H122V40H124V38L122 39V36L121 37H117L116 39H112V37H105ZM128 38V39H127ZM170 38V39H169ZM184 38V37H183ZM192 38L194 39L195 37H193V35H192ZM191 38V40L193 41V39ZM228 38V37H227ZM8 39H10L9 37H8ZM33 39V38H32ZM41 39V38H40ZM44 39V38H43ZM93 39V38H92ZM95 39V38H94ZM145 39H146V37L143 39L144 41H145ZM148 39V38H147ZM148 39V40H149ZM153 39V38H152ZM159 39V38H158ZM164 39V38H163ZM163 39H162V41H163ZM217 39V38H216ZM224 39H226V37L224 38ZM223 39V40H224ZM56 40V39H55ZM65 40V39H64ZM77 40V39H76ZM205 40V39H204ZM247 40H248V38H247ZM252 40H253V42H254V39L252 38ZM33 41H34V39H33ZM96 41V40H95ZM157 41H159V40H157ZM196 41V40H195ZM194 41V42H195ZM35 42V41H34ZM44 42H45V40H44ZM74 42V41H73ZM80 42V41H79ZM102 42H103V40H102ZM134 42V41H133ZM133 42H131V43H133ZM147 42V41H146ZM146 42H144V43H146ZM160 42V41H159ZM166 42V40H164V42H163V45H164V43ZM213 42V41H212ZM248 42H250V40L248 41ZM259 42V41H258ZM41 43V42H40ZM82 43V42H81ZM97 43V42H96ZM130 43V44H131ZM135 43V42H134ZM216 43H217V41H216ZM216 43H214L213 42V44H216ZM27 44V43H26ZM29 44V43H28ZM35 44V43H34ZM57 44V43H56ZM137 44V43H136ZM136 44H134L135 46H136ZM146 44H148L149 45V43H146ZM152 44V43H151ZM195 44V43H194ZM193 44V45H194ZM212 44V45H213ZM253 44H257V43H253ZM31 45V44H30ZM49 45V44H48ZM63 45V44H62ZM81 45H83V44H81ZM87 45V44H86ZM132 45V44H131ZM130 45V49H132L133 48V46H131ZM147 45V46H148ZM162 45V44H161ZM184 45V46H183ZM248 45V44H247ZM258 45V44H257ZM256 45V46H257ZM16 46V45H15ZM25 46V45H24ZM36 46H41V45H36ZM126 46V44H124V47ZM146 45L145 46H143V47H147ZM158 46V45H157ZM192 46V45H191ZM207 46V44L205 45V47ZM249 46V45H248ZM255 46V45H254ZM261 46V45H260ZM259 46V47H260ZM263 46V45H262ZM33 47V46H32ZM44 47V46H43ZM49 47V46H48ZM89 47V46H88ZM87 47V48H88ZM99 47V46H98ZM138 47V46H137ZM143 47H141V51H144L143 50ZM165 47H166V43H165ZM198 47H199V45H198ZM252 47V46H251ZM25 48V47H24ZM38 48V47H37ZM51 48V47H50ZM55 48V47H54ZM59 48V47H58ZM78 48V47H77ZM83 47H81L80 49H82ZM121 48L122 49H129V46L127 47H125V48H123L122 46H121ZM158 48H159V46H158ZM161 48L163 49V47L161 46ZM207 48V47H206ZM205 48V49H206ZM244 48V49H243ZM255 48H258V47H254V48H252V49H254L255 51H256V49ZM261 48H263V47H261ZM33 49V48H32ZM93 49V48H92ZM91 49V50H92ZM100 49H102L101 47H100ZM129 49V50H130ZM138 49L140 50V48L138 47ZM146 49V48H145ZM162 49H160L161 51H162ZM167 49V48H166ZM171 49V50H172ZM200 49V48H199ZM205 49H202V50H204V51H202V53L203 52H205ZM208 49V48H207ZM16 50V49H15ZM39 50H40V48H39ZM61 50V49H60ZM64 50H65V48H64ZM63 50V51H64ZM90 50V49H89ZM97 50V49H96ZM95 50V51H96ZM164 50V49H163ZM193 50V49H192ZM210 50V49H209ZM248 50V49H247ZM251 49H249L248 51H250ZM253 50V51H254ZM258 50V49H257ZM262 50V49H261ZM264 50V49H263ZM33 51V50H32ZM37 51V50H36ZM67 51V50H66ZM121 51V50H120ZM136 51H137V49H136ZM152 51V50H151ZM197 51V50H196ZM195 50L194 51H192V53L193 54H195L194 52H196ZM252 51V50H251ZM259 51V50H258ZM90 53H91V51H89ZM133 51H131V55L132 54H136V52H135V50H134V53H132ZM145 52V51H144ZM143 52V53H144ZM158 52V51H157ZM164 52V51H163ZM198 52H199V50H198ZM197 52V56H199L198 54L200 53V55H201V52H199L198 53ZM263 52V51H262ZM21 54H22V52H20ZM48 53V52H47ZM67 53H68V51H67ZM67 53L65 54L66 56H67ZM94 53V52H93ZM106 53V52H105ZM21 54H20V56H21ZM27 54V56L28 55H30V54H28V53H26ZM26 54H22V55H26ZM62 54V53H61ZM64 54V53H63ZM61 55L60 57L62 58V56L64 57V55ZM75 54V53H74ZM84 54V53H83ZM86 54H88V53H86ZM107 54V53H106ZM139 54V53H138ZM152 54V53H151ZM155 54V53H154ZM172 54H173V51H172ZM179 54V53H178ZM193 54L191 55V56H189L190 54H185V56H184V58L186 57V55H187V57H186V59L188 60V61H190L191 62V60H192V57H193ZM211 54V53H210ZM209 54V55H210ZM256 54V53H255ZM44 55V54H43ZM117 55H118V53H117ZM139 55H141V57L143 56L144 58L146 57L147 58V55L145 54V55H142V54H139ZM157 55V54H156ZM181 55H184V53H182ZM205 55V54H204ZM23 57L22 56V59H20L19 61H21V64L20 65H22V67H21V71L22 70H26L27 68H29L33 63H32V61H30L31 59L29 58L28 59V57ZM31 56V55H30ZM46 56H47V54H46ZM59 56V55H58ZM100 56V55H99ZM136 56H137V54H136ZM135 55H133V57H136ZM151 56V55H150ZM168 56V55H167ZM172 56V55H171ZM11 57V58H10ZM36 57H38V56H36ZM55 57V56H54ZM92 58H94L93 56H91ZM102 57V56H101ZM106 57V56H105ZM132 57V58H133ZM157 57V56H156ZM163 58H164V56H162ZM161 57V58H162ZM174 57V56H173ZM172 57V59H173V61H174V58ZM175 57H176V55H175ZM179 57V56H178ZM182 57V56H181ZM194 57H196V54H195V56ZM193 57V58H194ZM201 57H204V56H202L201 55ZM21 58V57H20ZM44 58V57H43ZM43 58H40L41 59V61L40 62H42L43 63ZM66 58V57H65ZM80 58V57H79ZM82 58V57H81ZM92 58H90V59H92ZM111 58V57H110ZM119 58V57H118ZM136 58H138V56L136 57ZM167 57H165V59H166ZM180 58V57H179ZM179 58H176V59H178V63H179ZM15 59V58H14ZM14 59L12 60V61H14ZM38 59V58H37ZM36 59V60H37ZM63 59V58H62ZM76 59V58H75ZM98 59V58H97ZM114 59V58H113ZM116 59V58H115ZM120 59V58H119ZM139 59V58H138ZM149 58H147V60L145 61V62H147V61H149L148 60ZM159 59V58H158ZM157 59V60H158ZM170 59H171V57H170ZM171 59V60H172ZM181 59H183V58H181ZM197 59V58H196ZM198 59L199 60H202V59H200V57H198ZM204 59V58H203ZM18 60V59H17ZM56 60V59H55ZM54 60V61H55ZM105 60V59H104ZM123 60V59H122ZM133 59H131V61H132ZM135 60H137V59H135ZM169 60V59H168ZM183 60H185V59H183ZM29 61L32 63H29ZM58 61V60H57ZM74 61V60H73ZM80 61V60H79ZM94 61V60H93ZM111 61H112V59H111ZM110 61V62H111ZM156 61V60H155ZM162 61V60H161ZM165 61V60H164ZM167 61V60H166ZM18 62V61H17ZM38 62V64H39V61H37ZM37 62L35 63V58H34V63L35 64H33V65H35L36 66V69H35V73L33 74V77H34V81H35V86H38L39 88L37 89V92L36 93H38L39 94V92H42V94H43V92H45V91H47L48 89H47V87H44V83L46 82L47 83V81H49L48 79H47V81H46V74H48L47 72H46V70H45V66L43 67V66H40L41 68H38L37 69ZM75 62V61H74ZM86 63V61H83L82 60V63ZM105 62V61H104ZM107 62V61H106ZM126 62H128V61H126ZM140 61H138V63H139ZM143 62V61H142ZM144 62V64L146 65V63ZM154 62V61H153ZM152 62V63H153ZM169 62H172V61H169ZM183 61L181 60V62L180 63H182ZM203 62V61H202ZM257 62V61H256ZM16 63V62H15ZM60 63V62H59ZM58 63V64H59ZM62 63H64L63 61H62ZM67 63V62H66ZM83 63V64H84ZM89 63V62H88ZM136 63V62H135ZM184 63V62H183ZM183 63L181 64V66L183 65ZM254 64H256L255 62H253ZM19 64V63H18ZM17 64V65H18ZM28 65V64H30V66L28 67H26V66H24V65ZM81 64V63H80ZM87 64V63H86ZM92 64H94V63H92ZM95 64H96V62H95ZM109 64V63H108ZM110 64H112V62L110 63ZM114 64V63H113ZM126 64H128V63H125V65ZM148 64H150V61H149V63ZM253 64V66H255ZM40 65V64H39ZM42 65V64H41ZM63 65V64H62ZM98 65V63L96 64V66ZM142 65V64H141ZM202 65V64H201ZM201 65H199V64H197V66H201ZM258 65V64H257ZM11 66H13V67H11ZM24 66V67H23ZM52 66V65H51ZM110 66V65H109ZM117 66H119V65H117ZM116 65H115V67L114 66H112L111 65V67H113V68H116L117 67ZM177 66H178V64H177ZM190 66V65H189ZM188 66V67H189ZM82 67V66H81ZM87 67H89V66H87ZM92 67V66H91ZM97 67H99V66H97ZM111 67H110V74L111 73H114L113 71H116V70H113L112 72H111ZM170 67V66H169ZM171 67H172V65H171ZM191 68H192V65L190 66ZM189 67V68H190ZM17 68H18V66H17ZM23 68V69H22ZM24 68H26V69H24ZM31 68H34L33 66L31 67ZM47 68H48V66H47ZM50 68V67H49ZM59 68V70L61 69V67H58ZM86 68V66H84V70H85V72H87L86 74V76H85V74H84V76L85 77H88V79H91V76L92 75H90V73L88 72V71H86L87 69H85ZM119 68V67H118ZM130 68H131V66H130ZM175 68V67H174ZM182 68H183V66H182ZM181 68V69H182ZM185 68V67H184ZM184 68H183V70H184ZM202 68V67H201ZM254 68H257V67H254ZM30 69V68H29ZM76 69H77V67H76ZM89 69V68H88ZM121 68H119V70H120ZM172 69V68H171ZM179 69V68H178ZM180 69V74H181V70ZM197 69H199L198 67H197ZM28 70V69H27ZM55 70V69H54ZM56 70H58L57 69V67H56ZM95 70L97 71L98 69H96V67H95ZM122 70V69H121ZM174 70V69H173ZM187 70V69H186ZM192 69H190V71H191ZM261 70V69H260ZM60 71H62V70H60ZM72 71H74V70H72ZM93 71V70H92ZM106 71V70H105ZM132 71V70H131ZM171 71V70H170ZM177 71V70H176ZM194 71H197V70H195L194 69ZM204 71V70H203ZM253 71V70H252ZM32 72H34V71H32ZM50 72H52V71H50ZM56 72V71H55ZM59 72V71H58ZM83 72V71H82ZM102 72V71H101ZM123 72V71H122ZM129 72V71H128ZM150 72V71H149ZM179 72H178V74H179ZM189 72V71H188ZM192 72H193V70H192ZM209 72V71H208ZM211 72V71H210ZM250 72V71H249ZM256 72V71H255ZM11 73V74H10ZM20 73V74H19ZM60 73V72H59ZM63 73V72H62ZM81 73V72H80ZM97 73H98V71H97ZM130 73V72H129ZM182 73H183V71H182ZM186 73H187V71H186ZM244 73V74H243ZM254 73V72H253ZM10 74V75H9ZM52 74H53V72H52ZM100 74V73H99ZM99 74H97V75H99ZM115 74H116V72H115ZM132 74V73H131ZM146 74H148V73H146ZM190 74V73H189ZM59 75V74H58ZM113 75V74H112ZM118 75L119 76H121L120 75V73L118 72ZM194 75V74H193ZM192 75V76H193ZM246 75H247V73H246ZM260 75V74H259ZM1 76V75H0ZM56 76V75H55ZM60 76V75H59ZM58 76V77H59ZM107 76V75H106ZM130 76V75H129ZM168 76H169V74H168ZM171 76V75H170ZM169 76V77H170ZM179 76H181V75H179ZM184 76V75H183ZM186 76H187V74H186ZM248 76V75H247ZM251 76V75H250ZM6 77V80L8 79V82H7V84L9 83V78H7ZM49 77V76H48ZM57 77V76H56ZM57 77V78H58ZM73 77V76H72ZM114 77V76H113ZM131 77V76H130ZM129 77V78H130ZM134 77V76H133ZM188 77V76H187ZM259 77H261V76H259ZM28 78V77H27ZM49 78H51V77H49ZM94 78H95V75H94ZM94 78H92V79H94ZM98 78V77H97ZM115 78H116V80H117V78H118V76L116 77V75H115ZM123 78V77H122ZM122 78L120 79L122 82H123V80H122ZM126 78V77H125ZM147 78V77H146ZM210 78V77H209ZM253 78V77H252ZM33 79V78H32ZM59 79V78H58ZM72 79V78H71ZM78 79V78H77ZM76 79V80H77ZM88 79L86 78V80L88 81ZM103 79V78H102ZM119 79V78H118ZM131 79H132V77H131ZM151 79V78H150ZM245 79H247V77L245 78ZM254 79V78H253ZM2 80V79H1ZM12 80V81H13ZM105 80V79H104ZM108 80V79H107ZM112 80V79H111ZM120 80H118V82H121ZM212 80V79H211ZM5 81V80H4ZM75 81V80H74ZM99 81V80H98ZM140 81H142V80H140ZM182 81H183V79H182ZM188 81V80H187ZM186 81V82H187ZM208 81V80H207ZM75 82H77V81H75ZM93 82V80L90 82L89 81V85H90V83H92ZM121 82V83H122ZM246 82H248V81H246ZM258 82V81H257ZM256 82V83H257ZM2 83V82H1ZM32 83V82H31ZM49 83V82H48ZM69 83V82H68ZM74 83V82H73ZM95 83V82H94ZM114 83V82H113ZM136 83V82H135ZM151 83V82H150ZM253 83V82H252ZM255 83V84H256ZM259 83H260V80H259ZM3 84H6V83H4L3 82ZM34 84V83H33ZM60 84V83H59ZM104 84V83H103ZM187 84H189V83H187ZM249 84H251V82L249 83ZM249 84H246L245 83V87H248V85ZM1 85V84H0ZM11 85V84H10ZM75 85V84H74ZM95 86H96V84H94ZM99 85V84H98ZM100 85H102V83L100 84ZM99 85V87H100V89L101 90H107V89H105L106 87H101ZM109 85V84H108ZM257 86V88H255V89H258V88H260V92H261V90L263 91L264 90V81L261 83V85L260 84H256ZM259 85H260V87H259ZM2 86V85H1ZM68 86V85H67ZM91 87L93 86V84H91L90 85ZM105 86V85H104ZM119 86V85H118ZM140 86V85H139ZM138 86V87H139ZM157 86V85H156ZM3 88H4V86H2ZM11 87V86H10ZM73 87V86H72ZM120 87V86H119ZM126 87V86H125ZM176 87V86H175ZM186 87V86H185ZM188 87V86H187ZM251 87H252V85H251ZM9 88V87H8ZM33 88V87H32ZM54 88V87H53ZM52 88V89H53ZM87 88V87H86ZM107 88H108V86H107ZM177 88V87H176ZM35 89V88H34ZM71 89V88H70ZM75 89V88H74ZM74 89H72V90H74ZM134 89V88H133ZM18 90H20L21 91V89H18ZM92 90V91H91ZM91 90L89 89L88 90V88H87V91H86V89H85V91L83 92H80L79 93V95H77L76 96V100H77V97H78V102H81V101H83L84 99L86 100V102H87V100H88V105L90 104L89 103V101L92 103H100L101 104V102L102 101H104V99H102L103 98V95H104V93H103V95H101L102 96V98L100 97V96H98V94H99V92H98V94L95 92L96 90L94 89V91H93V89L91 88ZM99 90V89H98ZM140 90H141V88H140ZM187 90V89H186ZM245 90H250V92L248 93V91L246 92ZM10 91H12V87H11V90ZM67 91V90H66ZM70 91V90H69ZM79 91V90H78ZM78 91H77V93H78ZM104 91H102V92H104ZM180 91V90H179ZM258 91H259V89H258ZM257 91V92H258ZM1 92V91H0ZM24 92V93H23ZM112 92V91H111ZM122 92V91H121ZM129 92V91H128ZM137 92V90L136 91H134L133 93H136ZM253 92V91H252ZM8 93V92H7ZM35 93V92H34ZM72 93V92H71ZM101 93V92H100ZM109 94V95H107V94ZM106 96H109L108 98H118V99H120V97H119V92H117V93H110V92H107L106 91ZM138 93V92H137ZM247 93H248V95H247ZM262 93V92H261ZM264 93V92H263ZM2 94V93H1ZM0 94V95H1ZM9 94H11V93H9ZM30 94V93H29ZM41 94V96L43 97V95ZM66 94V93H65ZM68 94V93H67ZM67 94H66V97H67ZM123 94V93H122ZM150 94V95H151ZM173 94V93H172ZM52 95V94H51ZM69 95V94H68ZM40 94H39V99H40ZM45 96V95H44ZM48 96V95H47ZM72 96V95H71ZM70 96V97H71ZM106 96H104L105 97V101H106ZM124 96V95H123ZM122 96V97H123ZM128 96V95H127ZM183 96V95H182ZM181 96V97H182ZM33 97V96H32ZM37 97V98H38ZM49 97V96H48ZM125 98H127L126 96H124ZM180 97V96H179ZM250 97V96H249ZM47 98V97H46ZM58 98H59V96H58ZM65 98V97H64ZM68 98V97H67ZM75 98V97H74ZM135 98V97H134ZM33 99H36L35 97L33 98ZM39 99H36V100H38L39 101ZM42 99V98H41ZM55 99V96H53V97H51L50 98V100H54ZM157 99V100H158ZM30 100H31V97H30ZM63 99H61V101H62ZM70 100V99H69ZM126 101H127V99H125ZM140 100V99H139ZM248 100L250 101L249 102V104L247 103L248 102ZM111 101H113V100H111ZM155 101V100H154ZM19 102H21V104L19 103ZM44 102H45V100H44ZM56 102V101H55ZM78 102L76 101V103L78 104ZM143 102V101H142ZM48 103V102H47ZM59 103V102H58ZM84 103V102H83ZM105 103H107V102H105ZM108 103H110V101H108ZM125 103V102H124ZM139 103H140V101H139ZM138 103V104H139ZM253 103H255V102H253ZM43 104V103H42ZM71 104V103H70ZM258 105H261L260 106V110H264V108H263V105L261 104V102L260 103H257ZM256 104V105H257ZM43 105H45V104H43ZM66 105V104H65ZM83 104H81V106H82ZM97 105V104H96ZM95 105V106H96ZM102 105H104V102H102V104H101V106ZM120 105V104H119ZM135 105V103L133 104V106ZM147 105V104H146ZM257 105V106H258ZM63 106V105H62ZM77 106H79L78 108H80L81 106L78 104ZM93 106H94V104H93ZM101 106H100V108H101ZM105 106V105H104ZM120 106H122V105H120ZM137 106V105H136ZM136 106H134V108H136L137 109V107ZM72 107V106H71ZM142 107V106H141ZM157 107H158V105H157ZM252 108H253V106H251ZM261 107H262V109H261ZM77 108V109H78ZM82 108H83V106H82ZM86 108V107H85ZM93 108V107H92ZM95 108V107H94ZM122 108H124V107H122ZM218 108V109H219ZM251 108V110H253ZM76 109V110H77ZM97 109V108H96ZM102 109H103V107H102ZM127 109V108H126ZM134 110V112L136 113V114H138L139 116H140V118H141V120H142V122H143V126H144V123L146 124V126L147 127H149V125H151L152 123H154L155 121L157 122V121H159V119H158V116H157V114L156 113H153V112H151L150 111V108H148L147 106H145V107H142L140 110ZM158 109H159V107H158ZM257 109V108H256ZM52 110V109H51ZM62 110V109H61ZM80 110V109H79ZM79 110H77V112L79 111ZM83 110V109H82ZM122 111L124 110L125 111V108L124 109H121ZM128 110V109H127ZM126 110V111H127ZM162 110V109H161ZM160 109H159V112L161 111ZM219 110V111H220ZM262 110V111H263ZM92 111V110H91ZM93 111H97V110H93ZM102 111V110H101ZM111 111V110H110ZM123 111V112H124ZM132 111H133V109H132ZM157 111V110H156ZM165 111V112H166ZM218 111V110H217ZM218 111V112H219ZM76 112V113H77ZM100 112V111H99ZM99 112H94V113H99ZM118 112V111H117ZM163 112V111H162ZM173 112V113H172ZM252 112V111H251ZM256 112H257V110H256ZM51 113V112H50ZM49 113V114H50ZM78 113H81L80 111L78 112ZM77 113V114H78ZM90 113V112H89ZM92 113V112H91ZM103 113V112H102ZM101 113V114H102ZM161 113V112H160ZM253 113V112H252ZM38 114V113H37ZM57 114V113H56ZM66 114V113H65ZM83 114V113H82ZM82 114H80V115H82ZM93 114V113H92ZM91 114V115H92ZM96 114V115H97ZM258 114H259V111H258ZM91 115H88V117L91 119ZM106 114H104V116H105ZM119 115V114H118ZM161 115V114H160ZM159 115V116H160ZM162 115H164L163 113H162ZM166 115H164V116H166ZM219 115H220V113H219ZM247 115V116H246ZM35 116V115H34ZM79 116V115H78ZM77 116V117H78ZM84 115H82V118L85 120V118L83 117ZM93 116H94V114H93ZM98 116V115H97ZM104 116L102 115L101 116V118L103 119V120H105L106 121V123H105V121H101L102 122V124L103 125H105L106 124V126L109 124V122L108 121H110V120H107L106 118H104ZM163 116V117H164ZM87 117V118H88ZM100 117V116H99ZM98 117V120H97V122L99 121V119H101V118H99ZM114 117V116H113ZM183 117L185 118V120L183 119ZM217 117V116H216ZM249 117V116H248ZM94 118V117H93ZM92 118V119H93ZM109 118V117H108ZM160 119L162 118V117H159ZM218 118V117H217ZM36 119V118H35ZM43 119V118H42ZM41 119V120H42ZM73 119V118H72ZM76 119V117L74 118V120ZM79 119H80V117H79ZM78 119V120H79ZM139 119V118H138ZM178 119H181V120H184L183 122L181 121H178ZM190 119H191V117H190ZM37 120V119H36ZM72 120L71 122V124H70V121H69V126H71V130L75 127V128H78L79 126H77L76 127V122H77V120ZM88 120V119H87ZM94 121V120H93ZM112 121L113 120H111V123H112ZM192 121V120H191ZM196 121H198V120H196ZM201 121V122H202ZM220 121V120H219ZM20 122H22V123H26L27 124V126H25V125H23L22 127L21 126H19V124H20ZM40 122V121H39ZM45 122V121H44ZM117 122V121H116ZM140 122V121H139ZM198 122H200V121H198ZM197 122V123H198ZM201 122H200V124H201ZM216 122V121H215ZM114 123V122H113ZM184 125H183V124ZM187 123H188V120H187ZM190 124H191V122H189ZM253 123V122H252ZM251 123V124H252ZM37 124V123H36ZM44 124V123H43ZM43 124H41V125H43ZM84 124V123H83ZM87 124H88V122H87ZM115 124V123H114ZM161 124V123H160ZM168 124V123H167ZM169 124H168V127H169ZM21 125V124H20ZM39 125V124H38ZM61 125V124H60ZM113 125V124H112ZM111 125V126H112ZM133 125V124H132ZM54 126V125H53ZM68 126V127H69ZM81 126V125H80ZM106 126H103V127H106ZM109 126V125H108ZM114 126V125H113ZM112 126V127H113ZM115 126H116V124H115ZM119 126V125H118ZM118 126H116V128L118 127ZM153 125H151V127H152ZM165 126V125H164ZM191 126H193V125H191ZM195 126V125H194ZM48 127V126H47ZM81 127H84V125L83 126H81ZM102 127V128H103ZM112 127H111V129L110 128H108V129H110L111 130V133H112V131H115V128H114V130L112 129ZM51 128V127H50ZM64 128V127H63ZM95 128V127H94ZM119 128V127H118ZM158 128V127H157ZM194 127H192V129H193ZM216 128H218V126H216ZM229 128V127H228ZM92 129V128H91ZM97 129V128H96ZM145 129H149V128H145ZM206 129V130H205ZM211 131H210V130ZM230 129V128H229ZM52 128L50 129V131L52 132ZM70 130V131H71ZM75 130V129H74ZM85 130V129H84ZM104 130H106V128H104ZM104 130H102V133L104 132ZM126 130V129H125ZM149 130H151V128L149 129ZM148 130V132H150ZM158 130V129H157ZM160 130V129H159ZM171 130H169L170 132H172ZM191 130V129H190ZM207 130H209V131H207ZM216 129L214 128V131H215ZM218 130V132H216V133H220L219 135L221 136V139H222V145H223V147H221V148H223V149H220V147H219V144L221 145V142H220V140L218 141L215 137H212V136H214L213 135V133H212V136H211V139H213L214 140V142L215 143H217V145H218V148L220 149H218L219 150V152L221 151L222 152V150L226 153V154H223L224 152H222V154L223 155H225V156H223L222 155V159L223 160H220L218 157H214V158H211V157H208V156H206V157H208V158H206L205 156H202V158H204V159H202L201 158V156H197V158L198 157H200L197 161L199 162V164H200V166H198V164H195V165H197V167L199 168L198 169V171L199 170H201L204 174H205V176H204V178L205 177H207L208 179H209V181L211 182V183H213V181H216L217 183H216V185H219L220 186V189H219V194L224 198V200H225V202H226V204H224V202H223V199H221L222 200V203H223V205H222V212H223V218H221L220 217V215L218 214V212H216V208L215 209H213L214 208V206L206 213V218H207V220H206V223H205V221H203V223H205L208 227H211L213 230H217L216 228H218L219 229V231H220V229H221V232L223 231V233L225 234V233H227L228 232V230H226V232L224 231L227 227H229V221H232L234 218H235V216L233 215V213L231 212V207H229V203H230V201L232 200V197H234V194H235V196L237 195V193H236V191H235V187L234 186H238V184H239V186H243L242 188H243V190H245V187H244V184L243 185H241L242 184V182H243V180H242V182L241 183H238L237 181H239V180H235V181H233V179H232V176L230 177V181L232 180V183H231V185H233L232 187V190H234V194L233 195H231V192H230V190H229V188H228V185H227V183H228V180H229V174H228V172H227V167H228V163L226 164V162H228V161H224V160H226L225 158H228V156L226 157V155L228 154V152H229V150H228V148H229V146H230V140H229V137L228 136H226V134L224 133V131H222L221 130V128H219V129H217ZM216 130V131H217ZM232 130H231V132H232ZM248 130V131H249ZM48 131H49V129H48ZM73 131V130H72ZM100 131V130H99ZM122 131V130H121ZM145 132V135L147 136V134H148V132L146 131V130H144ZM167 131H168V129H167ZM168 131V132H169ZM193 131V130H192ZM191 131V132H192ZM207 131V132H206ZM251 131H252V133H251ZM69 132V131H68ZM82 132H84V131H82ZM117 134H119V132H117V130L115 131ZM115 132H113L114 134H115ZM124 132V131H123ZM159 132V131H158ZM209 132V133H208ZM53 133H55V130L53 131ZM97 133V132H96ZM99 133V132H98ZM111 133H110V131L108 132V130H106L105 131V136L103 137V134H102V138H106L107 139V143H105L106 144V147H105V154H103L102 156H104V157H102L101 158V160L100 161H98L97 162V164H98V166L97 167H94L95 169H93V167L91 168V166L93 165V164H91L90 165V169H91V173L89 172V170H87L88 169V158H86L87 157V155L85 156V154H84V158H81V156H79V155H77L78 156V159H75V160H78L80 163H84V166L85 167H87V169L86 168H84V169H86L90 174H91V176L89 175V177H88V179H90V177H91V180H95L96 178H97V176H99L100 175V173H103V175L105 174V176H107L108 175V172H106L107 171V169H109V168H117V166L119 167V163H116V164H114V166H112V165H107V163H108V156L110 155V151H111V149H113V147H114V143H113V139H115L114 137L112 138V135H111ZM126 133V132H125ZM189 133V132H188ZM193 133V132H192ZM191 133V134H192ZM233 133V132H232ZM57 133H55V135H56ZM76 134H77V132H76ZM83 134V133H82ZM100 134H101V132H100ZM124 134V133H123ZM123 134H120V135H122V136H120L119 137V139H118V137H117V140H119L120 142L122 141L121 140V138L123 139ZM138 134V133H137ZM153 134H154V132H153ZM174 134H175V136H174ZM207 134V135H206ZM211 134V133H210ZM210 134L208 135L209 137H210ZM37 135V134H36ZM93 135V136H92ZM125 135V134H124ZM131 135V134H130ZM130 135H127V137L126 138H129L130 137ZM166 135V134H165ZM49 136H51L52 137V135H50L49 134ZM78 136V135H77ZM83 136V135H82ZM81 136V137H82ZM84 136H86V135H84ZM90 136V135H89ZM89 136H87V137H89ZM94 136H95V134H91V137H90V139H92V140H94ZM126 136V135H125ZM129 136V137H128ZM169 135H167V137H168ZM44 137V136H43ZM93 137V138H92ZM98 137H100V135H98ZM97 137V138H98ZM132 137V136H131ZM161 137H162V134H161ZM195 137V136H194ZM32 138V137H31ZM37 138H39V137H37ZM62 138V137H61ZM69 138V142L71 141V140H73V138H72V135L71 136H69L68 137ZM85 138V137H84ZM83 138V139H84ZM125 138V139H126ZM170 138H172V137H170ZM218 138H219V136H218ZM47 139V138H46ZM63 139V138H62ZM66 139V138H65ZM65 139H63V140H65ZM89 139V138H88ZM96 139V138H95ZM124 139V140H125ZM131 138H129V139H126L127 141H129ZM135 139V138H134ZM149 139V138H148ZM191 139V138H190ZM215 139L217 140V141H215ZM63 140H61V141H63ZM67 140V139H66ZM66 140H65V142H64V146H65V144L68 146V142H66ZM75 140V139H74ZM116 140V141H117ZM125 140V141H126ZM150 140V139H149ZM160 140H162V138L160 139ZM179 142H178V141ZM194 140V139H193ZM212 140V141H213ZM32 141V140H31ZM31 141H29V142H31ZM33 141H34V139H33ZM61 141H60V143H61ZM68 141V140H67ZM82 141V140H81ZM84 141H85V139H84ZM88 141H90V140H88ZM106 141V140H105ZM126 141V142H127ZM152 141V140H151ZM159 141V140H158ZM177 141V142H176ZM210 140H208V146H209V144H210V142H209ZM57 142H58V140H57ZM57 142H56V146H57ZM74 142V141H73ZM101 142V141H100ZM120 142H116V143H120ZM157 142V141H156ZM162 144H163V142L162 141H160ZM166 142V141H165ZM168 142V141H167ZM206 142H207V140H206ZM220 142V143H219ZM36 143V142H35ZM41 143V142H40ZM85 143H88V142H86L85 141ZM123 143V142H122ZM158 143V142H157ZM173 143V144H174ZM27 145H28V143H26ZM37 144V143H36ZM83 144V143H82ZM125 144V143H124ZM127 144V143H126ZM129 144V143H128ZM159 144V143H158ZM190 144V143H189ZM195 144V143H194ZM193 144V145H194ZM202 144V143H201ZM205 144V143H204ZM212 144V146H211V148L214 146V144L213 143H211ZM210 144V145H211ZM87 145V144H86ZM136 145V144H135ZM168 145V144H167ZM167 145H165V146H167ZM191 145V144H190ZM196 145V144H195ZM198 145H199V143H198ZM251 145V146H250ZM30 146V145H29ZM37 146H38V144H37ZM70 146V145H69ZM72 146H73V144H72ZM75 146V145H74ZM95 146V145H94ZM103 146V145H102ZM105 146V145H104ZM206 146V145H205ZM208 146H206V147H208ZM240 146V145H239ZM28 147V146H27ZM78 147H80V146H78ZM125 147V146H124ZM132 147V146H131ZM137 147V146H136ZM135 147V148H136ZM155 147V146H154ZM158 147H159V145H158ZM157 147V148H158ZM161 147H163V146H161ZM191 147H193V146H191ZM201 147V146H200ZM210 147V146H209ZM208 147V148H209ZM236 147V146H235ZM69 148H71V146L69 147ZM86 148H88V146L86 147ZM94 148V147H93ZM98 148V147H97ZM123 148V147H122ZM150 148V147H149ZM176 148H178V147H176ZM176 148H174V149H176ZM255 148V150H256V147H254ZM254 148H252V149H254ZM82 149V148H81ZM89 149V148H88ZM92 149V148H91ZM117 149V148H116ZM124 149V148H123ZM122 149V150H123ZM126 149V148H125ZM132 149V148H131ZM152 150H153V148H151ZM191 149H194V148H191ZM203 149V148H202ZM66 150V149H65ZM69 150V149H68ZM113 150H115V149H113ZM122 150H120V151H122ZM150 150V149H148V147L146 148V149H144L143 150V153L140 155V157H141V159L144 161V160H146V161H149L150 163H152V162H154V164L152 165V164H150L149 163V165H152V167H154L155 168V161L153 160L154 159V157L156 158V156H157V154H156V152L154 153V151L155 150ZM159 150V149H158ZM161 150V149H160ZM171 150V149H170ZM196 150V149H195ZM215 150H217V148L215 149ZM215 150H213V151H215ZM255 150H253V152H255ZM75 151V150H74ZM83 151V150H82ZM97 151V150H96ZM120 151H119V153H120ZM124 151V150H123ZM122 151V152H123ZM161 151H164V150H161ZM167 151H168V149H167ZM201 151V150H200ZM236 151V150H235ZM242 151V150H241ZM63 152V151H62ZM67 152V151H66ZM69 152V151H68ZM115 152H116V150H115ZM169 152H171V151H169ZM176 152H177V155H179V153L180 152H178V150H176ZM193 152V151H192ZM205 152H206V150H205ZM211 152V151H210ZM217 152V151H216ZM215 152V153H216ZM245 152V151H244ZM251 152H252V150H251ZM251 152H250V156H251ZM253 152H252V154H253ZM82 153V152H81ZM95 153V152H94ZM117 153V152H116ZM153 153L155 154L154 155V157H153ZM157 153H159V152H157ZM184 153H185V155H184ZM203 153V152H202ZM246 153V152H245ZM37 154V153H36ZM80 154V153H79ZM83 154V153H82ZM98 154V153H97ZM112 154V153H111ZM121 154V153H120ZM135 154V153H134ZM181 154V153H180ZM194 154V153H193ZM197 154V153H196ZM205 154V153H204ZM31 155V154H30ZM62 155V154H61ZM92 155V154H91ZM90 155V156H91ZM117 155V154H116ZM124 155V154H123ZM160 155V154H159ZM163 155V154H162ZM195 155V154H194ZM201 155V154H200ZM203 155V154H202ZM241 155H242V152H241ZM254 155V154H253ZM252 155V156H253ZM257 154H256V152H255V156H256ZM59 156H60V154H59ZM118 156H120L119 154H118ZM181 156V157H180ZM179 157L180 158H177L176 156H175V154H173V158L175 157V159L177 158V159H182V155H180ZM210 156V155H209ZM243 156V155H242ZM28 157V156H27ZM92 157V156H91ZM96 157V156H95ZM100 157V156H99ZM111 157V156H110ZM116 156H115V153H114V157H113V159L115 158ZM163 157V156H162ZM164 157H165V155H164ZM193 157V156H192ZM220 157V156H219ZM86 158V159H85ZM120 158V157H119ZM123 158V157H122ZM136 158V157H135ZM158 158V157H157ZM160 158V157H159ZM195 158V157H194ZM196 158V159H197ZM210 158V159H209ZM83 159H85V160H87V161H85V162H87V163H85L84 162V160ZM96 159V158H95ZM94 159V160H95ZM112 159V157L110 158V160ZM117 159V158H116ZM132 159V158H131ZM161 159V158H160ZM171 159H172V157H171ZM184 159H182L181 161L179 160V163H177V161L175 162V163H177L178 165H176L177 167H180V165L179 164H182V163H184ZM196 159H195V161H196ZM27 160V159H26ZM32 160V159H31ZM98 160V159H97ZM115 160V159H114ZM120 160V159H119ZM142 160H139V162H141ZM156 160V159H155ZM169 160V159H168ZM191 160V159H190ZM228 160V159H227ZM230 160V159H229ZM243 160L244 161H246V159L245 158H243ZM92 161V160H91ZM113 161V160H112ZM112 161L110 162V163H112ZM117 161V160H116ZM115 161V162H116ZM120 161H122V160H120ZM125 161V160H124ZM124 161L122 162L123 164H124ZM146 161H144V163L146 162ZM159 161V160H158ZM157 160H156V162H158ZM163 161H164V159H163ZM162 161V164H164V162ZM170 161V160H169ZM175 161V160H174ZM192 161H193V159H192ZM191 161V162H192ZM196 161V163H198ZM252 161H250L251 163H253ZM23 162H24V160H23ZM61 162V161H60ZM118 162V161H117ZM132 162V161H131ZM186 162V161H185ZM188 162V161H187ZM77 163V162H76ZM80 163L78 164V165H80ZM92 163V162H91ZM95 163V162H94ZM166 163V162H165ZM170 162H168V164H169ZM189 164H187V166L186 167H191V165H190V161L188 162ZM248 163V162H247ZM29 164V163H28ZM86 164H88L87 166H86ZM135 164V163H134ZM137 164V163H136ZM146 164V163H145ZM161 164V163H160ZM186 164V163H185ZM230 164H231V166H233V167H231L232 169L234 168V167H239L240 166V159H239V157L237 156V155H235V154H233V155H231V163L229 162V166H230ZM55 165H56V168H55ZM77 165V166H78ZM138 165V164H137ZM147 165V164H146ZM167 165V164H166ZM170 165V164H169ZM255 165V164H254ZM81 166V165H80ZM123 166V165H122ZM148 166V165H147ZM161 166V165H160ZM164 166V165H163ZM162 166V167H163ZM183 168L182 169H184L185 168V170H182L181 171V174L183 175V173L186 175H181L183 178V181H185V180H187V179H189V178H187V179H184V178H186V177H190V176H192V177H194V175H195V173L192 171L191 173H188V174H191L190 176H188V174H186L185 172H183V171H186V167H184L185 165H181ZM194 166V165H193ZM256 166V165H255ZM17 167V166H16ZM30 168V166H27V168ZM130 168H133L134 169V167L132 166H129ZM149 167H151V166H148L146 169H149ZM167 167V166H166ZM166 167H163V169L164 168H166ZM190 167L189 168H187V169H189V170H191L190 169ZM252 167H253V165H252ZM256 167V168H257ZM19 168H21V171H23L22 170V168H23V166H19ZM77 168H79V167H77ZM97 168V169H96ZM120 168V167H119ZM139 168V169H138ZM142 168V167H141ZM156 168H157V166H156ZM159 168H161V167H159ZM159 168L158 169H156V172H158L157 170H159ZM181 168V167H180ZM180 168L178 169V170H180ZM230 168V169H231ZM122 169V168H121ZM136 169H138V172H137V170ZM145 169V171H143V172H146L147 170ZM151 169V171H153L154 169L153 168H150ZM162 169V168H161ZM176 170H177V168H175ZM230 169H228V171L230 170ZM231 169V171H233L234 172V169L232 170ZM240 169V168H239ZM253 169V168H252ZM255 169V168H254ZM79 170H81V169H79ZM115 170V169H114ZM118 170H120V169H118ZM165 170V169H164ZM173 170V169H172ZM177 170V171H178ZM188 170V171H189ZM195 170L197 171V169L195 168ZM264 170V169H263ZM262 170V173L264 172ZM41 171V172H42ZM82 171V170H81ZM109 171H110V169H109ZM155 171V170H154ZM166 171V170H165ZM175 171V170H174ZM172 172V173H177L178 174V172ZM230 171V172H231ZM254 171V170H253ZM256 171V170H255ZM25 173L27 172L26 171V168H25V171H24ZM23 172V173H24ZM77 172V171H76ZM84 172H85V170H84ZM106 172V173H105ZM120 172V171H119ZM118 172V173H119ZM162 172V170H160V172L159 173H161ZM183 172V173H182ZM187 172V171H186ZM243 172V171H242ZM258 172V171H257ZM14 173H16V172H14ZM35 173V172H34ZM140 173V174H139ZM171 173V172H170ZM192 173H194V175L192 174ZM199 173V172H198ZM261 173V170H260V172L258 173V174H255L256 176V178L258 177L257 175H260L259 176V178L257 179V181H256V179H255V181H254V183H257V184H255V185H258V184H260L261 182H263L264 180H263V176H264V173H263V176L261 175L262 174ZM87 174V173H86ZM116 174V173H115ZM119 174H122V173H119ZM236 174H240V173H234V175H233V177L234 176H236ZM12 175H15V174H12ZM41 175V174H40ZM163 175H165V174H163ZM180 175V174H179ZM200 175V174H199ZM198 175V176H199ZM230 175H232V174H230ZM35 176H36V174H35ZM88 176V174L86 175V177ZM124 176V175H123ZM156 176H157V174H156ZM160 176V175H159ZM166 176H167V174H166ZM166 176H164V177H166ZM169 176V175H168ZM171 176V175H170ZM177 177L178 175H174V177ZM197 176V175H196ZM195 176V177H196ZM197 176V177H198ZM20 177V176H19ZM86 177H85V179H84V181H86V184H85V188H87V189H85V190H87V192L88 191H90V190H88V184L89 183H91V180H89V182H88V180L86 179ZM100 177V176H99ZM108 177V176H107ZM122 177V176H121ZM163 177V178H164ZM194 177V178H195ZM197 177H196V179L195 180H198V183H200L199 182V180H202L200 177H198V178H200V179H197ZM201 177H202V175H201ZM238 177H239V175H238ZM79 178V177H78ZM106 178V177H105ZM104 178V179H105ZM120 178V177H119ZM127 178L128 177H126L125 179V181H127ZM158 178V177H157ZM173 178V177H172ZM180 178V177H179ZM236 178V177H235ZM101 179V178H100ZM122 179H123V177H122ZM149 179H152V181H150L149 182ZM159 179H161V178H159ZM193 179V178H192ZM241 179V178H240ZM34 180V179H33ZM79 180V179H78ZM99 180V179H98ZM97 180V181H98ZM194 180V179H193ZM32 181V180H31ZM51 181H53V184L52 183H49V182H51ZM84 181H82V182H84ZM101 181V180H100ZM99 181V184L101 183ZM120 181V180H119ZM165 181V180H164ZM171 181V180H170ZM182 182V180H180V179H178L177 180V183H179V182ZM208 181V180H207ZM81 182V183H82ZM87 182H88V184H87ZM120 182H122V181H120ZM119 182V183H120ZM124 182V181H123ZM162 182V181H161ZM168 182V181H167ZM181 182H180V184H181ZM187 182H191V179L190 180H187ZM197 182V181H196ZM195 182V183H196ZM209 182V184H211ZM95 183H97L98 184V182H96V180H95ZM125 184H129L130 183V181L128 180V182L126 183V182H124ZM132 183V182H131ZM184 183V182H183ZM219 183V184H218ZM244 183V182H243ZM264 183V182H263ZM263 183H261V184H263ZM92 184H93V182H92ZM98 184V186H100ZM105 184H106V182H105ZM153 184H155V182L154 183H151L150 185H153ZM169 184H171V183H169ZM173 184V183H172ZM189 184V183H188ZM191 184V183H190ZM192 184H194V183H192ZM197 184V183H196ZM90 185V184H89ZM130 185V184H129ZM131 185H133V183L131 184ZM199 185V184H198ZM214 185V184H213ZM254 185V184H253ZM264 185V184H263ZM86 186H88V187H86ZM91 186V185H90ZM97 185H95V187H96ZM104 186V185H103ZM106 186V185H105ZM123 186V185H122ZM159 186V187H160ZM172 186V185H171ZM260 186V185H259ZM59 187V186H58ZM70 187V186H69ZM77 187V186H76ZM82 187H83V185H82ZM94 187V185H93V188H95ZM193 187V186H192ZM231 187V186H230ZM79 188V187H78ZM77 188V189H78ZM90 188V187H89ZM98 188V187H97ZM125 188V187H124ZM129 188H133V187H129ZM179 188V187H178ZM215 188H216V186H215ZM218 188V187H217ZM235 188V189H234ZM239 188V187H238ZM255 188V187H254ZM257 189H259L258 187H256ZM66 189V188H65ZM70 189V188H69ZM91 189V188H90ZM123 189V188H122ZM121 189V190H122ZM134 189H135V187H134ZM184 189V188H183ZM213 189V188H212ZM241 189V188H240ZM262 189V188H261ZM264 189V188H263ZM63 190L64 189H61V188H59L57 191H59V192H62L63 193ZM100 190V189H99ZM102 190V189H101ZM104 190V189H103ZM106 190V189H105ZM185 190V189H184ZM208 190V189H207ZM211 190V189H210ZM214 190H216V189H213V191ZM65 191V190H64ZM93 191H95V190H93ZM163 191H165L164 193H163ZM255 191V190H254ZM253 191V192H254ZM72 192V191H71ZM75 192V191H74ZM100 192V191H99ZM134 192V191H133ZM132 191L129 193V194H131V193H133ZM178 192V191H177ZM233 192V191H232ZM239 192V191H238ZM257 192V191H256ZM262 192V191H261ZM260 192V193H261ZM65 193V192H64ZM73 193V192H72ZM96 193V192H95ZM94 193V194H95ZM180 193H181V191H180ZM179 193V194H180ZM186 193V192H185ZM201 193H204V192H201ZM211 193V192H210ZM243 193V192H242ZM255 193V192H254ZM257 193H259V192H257ZM60 194V193H59ZM69 194H71V193H69ZM83 194V193H82ZM93 194V193H92ZM134 194V193H133ZM170 194H171V192H170ZM174 194H175V192H174ZM177 194V193H176ZM189 194V193H188ZM196 194V193H195ZM194 194V195H195ZM204 194H206V190H205V193ZM203 194V195H204ZM216 194V193H215ZM263 194V193H262ZM68 195V194H67ZM76 195V194H75ZM78 195V194H77ZM77 195H76V197H77ZM81 195V194H80ZM128 195V198L126 197ZM186 195V194H185ZM190 195V194H189ZM217 195V194H216ZM244 195V194H243ZM258 196H256V194H255V198L258 200L260 197H259V194H257ZM261 195V194H260ZM59 196V195H58ZM71 196V195H70ZM72 196H73V194H72ZM84 196V195H83ZM112 196V195H111ZM172 196H175L176 197V195H173L172 194ZM187 196V195H186ZM192 195H190V197H191ZM204 196H206V195H204ZM204 196H200V201L202 200L203 201V199H205V197ZM64 197V196H63ZM81 197V196H80ZM124 197H126V198H124ZM133 197H136V198H133ZM137 197H139V198H137ZM178 197V196H177ZM189 197V196H188ZM195 197V196H194ZM193 197V198H194ZM197 197V196H196ZM203 197V199H201ZM237 197V196H236ZM259 197V198H258ZM181 198H183V196L181 197ZM192 198V197H191ZM190 198V199H191ZM192 198V199H193ZM197 198H199V197H197ZM196 198V199H197ZM208 198H213V195H209L208 196ZM244 198V197H243ZM254 198V199H255ZM264 198V197H263ZM176 199V198H175ZM189 199V198H188ZM187 199V197H186V200H185V198H184V200H182V203H184L185 201H187L188 200ZM219 199V198H218ZM242 199V198H241ZM82 200V201H81ZM170 200H172V199H170ZM215 200V199H214ZM260 200V199H259ZM258 200V201H259ZM95 201H96V203H95ZM165 201V200H164ZM173 201V200H172ZM189 201H191V200H189ZM206 201H208L207 199H206ZM211 201H213V200H211ZM240 201V200H239ZM256 201V200H255ZM99 202H100V204H99ZM174 202V201H173ZM193 202V201H192ZM195 202V201H194ZM198 202H199V199H198V201L196 200V205L198 204ZM215 202V201H214ZM231 202H233V201H231ZM241 203L243 202V200L242 201H240ZM257 202V201H256ZM264 202V201H263ZM179 203H180V201H179ZM186 203H188V202H185V204ZM206 203H209V202H206ZM213 203V202H212ZM212 203H209V205L211 206L212 205ZM255 202L253 201V204H254ZM259 203V202H258ZM257 203V204H258ZM99 204V205H98ZM171 204H173V203H171ZM174 204H175V202H174ZM199 204H200V202H199ZM198 204V206H200ZM239 204V203H238ZM97 205V206H96ZM167 205V204H166ZM179 205H181V204H179ZM190 205V204H189ZM188 205V206H189ZM194 204H192L191 206H193ZM245 205V204H244ZM216 206H218V204L216 205ZM219 206H221V203H220V205ZM218 206V208H221V207H219ZM230 206H231V204H230ZM235 206V205H234ZM240 206V205H239ZM238 206V207H239ZM252 206L254 207V205H251V208H252ZM258 207H260V205H257ZM263 206V205H262ZM184 207V206H183ZM186 207V206H185ZM203 207H205V206H203ZM196 208V207H195ZM206 208V207H205ZM209 208V207H208ZM217 208V209H218ZM245 208V207H244ZM250 208V209H251ZM189 209V208H188ZM187 209V210H188ZM201 209H203V208H201ZM234 208H232V210H233ZM237 209V208H236ZM261 209V208H260ZM259 209V210H260ZM199 210V209H198ZM207 210V209H206ZM235 210V209H234ZM233 210V212H235ZM238 210L239 209H237V211H236V213H235V215L238 213ZM242 210V209H241ZM240 210V211H241ZM257 210H258V208H257ZM257 210H256V208H254L253 209V213L251 214V216L249 217V219L247 220V232H244V233H246V235H244V237L246 238V236H247V240L248 241H251V243H256V244H259V245H261V246H263V248H264V228H261V226H260V223L258 222L259 220H258V218L260 219V217H263V211H258V212H262V213H260L259 214V216L257 215ZM189 211H190V209H189ZM194 211H196V209L194 210ZM200 212V214L196 211V217L197 216H199V218H201L200 216H202L203 218H204V216L203 215H201L202 213V211L201 210H199ZM221 211V210H220ZM239 211V212H240ZM183 212H185V208H184V211ZM203 212H205V209H203ZM192 213V212H191ZM197 213L199 214V215H197ZM220 213V212H219ZM186 214H188V213H185V215ZM193 214V213H192ZM195 214V213H194ZM240 214V213H239ZM238 214V215H239ZM189 216H191V215H189ZM195 216V215H194ZM237 216V215H236ZM257 216H258V218H257ZM184 217V216H183ZM196 217L195 218H193V219H196ZM199 218H198V220H197V223H196V220L194 221L193 220V223L195 222L197 225H196V228L198 227V226H200L201 224H203V223H198L199 222ZM240 219V218H239ZM190 221H191V219H189ZM262 220V219H261ZM190 221H189V223H190ZM186 222V221H185ZM184 222V223H185ZM263 221H261V223H262ZM157 224V225H156ZM176 224V225H175ZM188 224V223H187ZM187 224H186V226H187ZM192 224V223H191ZM7 226V228L9 229V231H6V228L2 231V227L4 226V227H6ZM180 225H182V223L181 224H179V226ZM188 225H190V224H188ZM185 225H184V227H186ZM202 226H204V224L202 225ZM262 226H264V225H262ZM180 227H182V226H180ZM190 227H192V226H190ZM194 225H193V229L192 230H194ZM201 227V226H200ZM206 227V226H205ZM204 227V228H205ZM207 227V228H208ZM189 228V227H188ZM195 228V229H196ZM215 228V229H214ZM197 229H199V227L197 228ZM229 229V228H228ZM230 229H232V226H231V228ZM183 230V229H182ZM207 230H209V228L207 229ZM211 230V229H210ZM212 230V231H213ZM245 230V231H246ZM190 231V230H189ZM198 231V230H197ZM218 231V232H219ZM80 232H83L84 234H82V233H80ZM100 232H106L105 234H109L110 235V237L109 236H107L109 239L107 240L106 239V237H105V241H106V243H107V241H108V243L109 244H107V252L106 251H104V250H100V248H99V242L100 241H98L99 239H100V237H99V239L97 238V235H99L100 234ZM183 232V231H182ZM202 232H203V230H202ZM205 232V231H204ZM203 232V233H204ZM207 232V231H206ZM205 232V233H206ZM208 232H210V231H208ZM215 232V231H214ZM218 232H216L217 234H218ZM220 232V233H221ZM168 233V232H167ZM189 233V232H188ZM215 233V234H216ZM219 233V234H220ZM223 233H221L222 235H224ZM230 233H231V230H230ZM191 234V233H190ZM193 234V233H192ZM201 234V233H200ZM214 234V233H213ZM216 234V235H217ZM219 234H218V236H219ZM21 236V238H20V236ZM202 235V234H201ZM226 235V237L224 238L223 236V239H224V241L226 240V238H227V236L229 235H227V234H225ZM16 236L19 238H17L18 239V243H15V241H16ZM105 236V235H104ZM168 236H171V237H168ZM156 237V236H155ZM180 237V236H179ZM178 237V238H179ZM158 238V237H157ZM175 238V237H174ZM200 238H202V237H200ZM217 238V237H216ZM229 239L230 238H232V236L231 237H228ZM98 239V240H97ZM184 239V238H183ZM196 239V238H195ZM194 239V240H195ZM198 239H199V237H198ZM221 239V238H220ZM182 241V240H181ZM180 241V242H181ZM189 241V240H188ZM187 241V242H188ZM202 241V240H201ZM215 242L217 241V240H214ZM228 241V240H227ZM232 241V240H231ZM247 241V242H248ZM179 242V241H178ZM196 243H197V241H195ZM220 242H221V240H220ZM106 243H105V246H106ZM190 243V242H189ZM194 243V242H193ZM209 243V242H208ZM224 243V242H223ZM227 242L225 241V244H226ZM246 243V242H245ZM29 244H31V246L33 247L31 250H28V245ZM102 244H103V242H102ZM168 244V245H169ZM175 245L174 246H176L177 244L176 243H174ZM179 244V243H178ZM215 244V243H214ZM222 244V243H221ZM224 244V245H225ZM235 243H233V245H234ZM246 244H250L249 242L248 243H246ZM94 245V246H93ZM167 245V246H168ZM229 245V244H228ZM230 245L231 246H233L232 244H231V242H230ZM93 246V247H92ZM104 246V247H105ZM182 247V244H181V246H180V244L179 245H177V247ZM204 246V245H203ZM223 246V245H222ZM226 246V250H228L229 249V247H227V244L225 245ZM247 246H250V245H247ZM157 247V246H156ZM160 247V246H159ZM169 247H171V246H169ZM178 247V248H179ZM210 247V246H209ZM213 247H216V246H213L212 245V248ZM218 247V246H217ZM217 247L215 248V249H217ZM236 247V246H235ZM257 247H258V245H257ZM173 248V247H172ZM182 248H184V247H182ZM198 248V247H197ZM231 248V250L230 251H232V248L233 247H230ZM250 248V247H249ZM251 248H252V246H251ZM255 248V247H254ZM30 249V248H29ZM188 249V248H187ZM214 249V248H213ZM212 249V250H213ZM220 249V247L218 248V250ZM258 249V248H257ZM41 249H39V251H40ZM168 250H169V248H168ZM211 250V249H210ZM218 250H216V251H218ZM228 250V251H229ZM235 249L233 248V251H234ZM259 250V249H258ZM38 251V252H39ZM42 251V250H41ZM40 251V252H41ZM45 251V250H44ZM47 251V250H46ZM95 250L93 249V252H94ZM180 251V250H179ZM206 251H207V253L209 252V253H212L211 251H209V250H207V248H205L204 249V254H206ZM229 251V252H230ZM118 252H119V250H118ZM120 252H122V251H120ZM150 252V251H149ZM164 252V251H163ZM229 252H227V254L229 253ZM234 252H236V251H234ZM263 252V251H262ZM46 252H44V254H45ZM47 253H49V252H47ZM46 253V254H47ZM172 253V252H171ZM209 253L207 254V255H209ZM226 253V251H224V253L223 254H225ZM81 254V253H80ZM79 254V257H81V255ZM92 254V253H91ZM94 254V253H93ZM127 255H128V253H126ZM189 254V253H188ZM214 255H215V252L213 253ZM212 254V255H213ZM229 254H231V253H229ZM228 254V255H229ZM232 254H233V252H232ZM235 255L236 254H238L236 257L237 258H235L236 259V261L238 262V264H261V263H263V261L261 262V263H259V262H257L252 256H249L248 254L247 255H245L244 253H243V255H240L241 253H238V251H237V253H234ZM131 255V256H132ZM147 255V254H146ZM203 255V254H202ZM218 255V254H217ZM228 255H226V257H229ZM235 255H232V256H235ZM46 255H44L43 257H45ZM48 256V255H47ZM131 256H129V257H131ZM156 256V255H155ZM195 256V255H194ZM198 256V255H197ZM210 256H211V254H210ZM224 257V260L225 259H228V258H225V255H223ZM232 256H230L231 258H232ZM91 257H93L92 255L90 256V259H92ZM217 257V256H216ZM215 257V258H216ZM229 257V258H230ZM38 258H39V256H38ZM40 258H42V255L40 256ZM94 258V257H93ZM178 258H181V257H179L178 256ZM210 258V257H209ZM222 258V257H221ZM222 258V259H223ZM230 258V260H229V262H232V259ZM95 259H96V257H95ZM162 259V258H161ZM183 259V258H182ZM234 259V258H233ZM39 260V259H38ZM93 261H94V259H92ZM127 260V259H126ZM129 261L130 260H132V258H129L128 259ZM165 260H168V259H165ZM181 260V259H180ZM211 260V258L208 260V261H210ZM213 260V259H212ZM211 260V262H213ZM258 260H260V259H258ZM262 260V259H261ZM128 261V262H129ZM155 261V260H154ZM171 260H169V262H170ZM172 261H173V258H172ZM179 261V260H178ZM182 261V260H181ZM197 261V260H196ZM133 262V261H132ZM136 262V261H135ZM143 262V261H142ZM180 262V261H179ZM214 262H215V260H214ZM213 262V263H214ZM226 260H225V262H224V264H226ZM229 262H227V264L229 263ZM237 262H235V263H237ZM131 263V261L128 263V264H130ZM134 263V262H133ZM151 263V262H150ZM153 263V262H152ZM155 263V262H154ZM156 263H162V261L161 262H156ZM176 263V262H175ZM217 262H215V264H216ZM219 263V262H218ZM232 263H234V262H232ZM39 264H41V263H39ZM132 264V263H131ZM148 264V263H147ZM170 264H172V263H170ZM178 264V263H177ZM207 264V263H206ZM209 264H210V262H209ZM212 264V263H211Z\"/></svg>", "mask_w": 264, "mask_h": 264}]
</instances>
